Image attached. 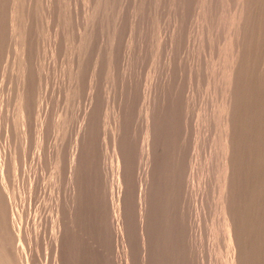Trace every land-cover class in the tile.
Returning <instances> with one entry per match:
<instances>
[{"label": "rangeland", "instance_id": "rangeland-1", "mask_svg": "<svg viewBox=\"0 0 264 264\" xmlns=\"http://www.w3.org/2000/svg\"><path fill=\"white\" fill-rule=\"evenodd\" d=\"M68 1L67 0H65V1L64 0H61V1H59V0H41V1L40 0H28V1L23 0L20 2H22V3L25 2V4L26 3L27 4L25 5L24 9L22 10L21 6L23 8L24 5L19 6V4H22V3L18 2V0H0V12H1V14L3 12V14L0 15V18H2V19H0V26L2 27V29L0 27V52H1L0 53V60H1L0 61V65H1L0 66V83H3L0 85V99H1L0 100V112H1L0 113V117H1V119H0V136L2 137V138L0 137V140H1L0 141V161H2L3 164H5L2 166V164L0 163V166H1L0 171H3L0 173V175H1L0 177L3 178V180H4V182H3V180L0 181V187H1L0 188V197L2 194H4L6 197L8 196L9 193H11V195H12V197H11L9 194L10 197H7V198H10L9 200H7V198L4 195L2 196L3 201H2V198H0V204L2 203V206H0V209H1V211L4 209L3 211H5V213L6 212L9 213V221L11 220L10 221L11 223L9 222V230L11 229V231H10L11 233L14 232L11 235L14 237V240H16V242L18 243V246H21V251L19 248V253L21 252L20 254H22L25 257L24 264H264V173H263L264 172V161H263L264 160V156H263L264 150L262 151V149H264V147H263L264 146L263 145L264 144V137H263L264 132L262 131V130H264V126L263 127L260 126V125H264L263 124L264 120L262 122H260L261 119H258L259 116L262 115V113L264 112L263 111V108H264L263 107L264 106V102H263L264 97L263 96H264V94H262V93H264V90H263L264 87L262 88V85L264 86V82H263L264 81V75H263L264 74V71H263L264 61L261 60V59H264V54H263L264 53V47L262 46V45H264V41H263V44L261 43V40L264 39V38H262L264 36V35H262V34H264V32H263L264 29L262 28V26L264 27V25H263L264 24V22H263L264 21V15H263L264 14V4H263L264 2L262 3L261 0H255V1H260L261 4L259 2L258 3L260 5L263 4V6H262L263 8L260 7V5H257V8L256 7L254 8V6H256L257 2H255V1L253 2L252 0H248V2L246 1L248 4L245 2V0H207V2H209V3H207L206 0H198V1L195 0V2L197 1V3L195 4V5H197L196 6L197 9H196L194 7L195 6L194 1H193V3H191L192 1L190 2V0H184V2H183V0H178V1L176 0L177 2L180 1L179 2L180 6H179L175 0H169L168 2L170 3V6H172V8L170 7L171 8L170 12H167V11H169V10H167L169 8V3L167 4L166 0H165V2L168 5V7L165 4L164 5L160 4V3L164 2V0H162V1L161 0H159V1L144 0V1H141V2H143L142 4L140 2L135 3L134 2L135 0H133V1L123 0L125 2L126 1L129 2V5H131V7L134 6V8H135L136 6H138V7H136L138 9H135L136 11L134 10V8L132 9L131 7H129V5H127L128 3L126 4L125 2H122V0H117L118 3L115 2L116 0H112V2L110 0H108V2H107V0H105L107 2V4L104 2V0H76V2H75V0H68ZM136 1H140V0H136ZM174 1L179 7L174 4ZM185 1H187V2H185ZM249 1H251V2H249ZM33 2H34V4H33ZM109 2L115 4V7H113L114 6L113 4H112L113 6L110 5L111 6L110 7ZM154 2L156 4H158L157 7H159L158 9L160 12L162 10H165V11L167 10L164 13L165 17L163 16L162 12H161L162 15L159 13V11L157 10V7L154 8L155 7ZM181 2L183 4L185 3L184 6L187 5L186 9L182 8L183 4ZM198 2H200V4H198ZM211 2L213 3V5H215L212 8H210L212 6ZM236 2H237V4H236ZM239 2L242 4H240ZM102 3H103V5H102ZM132 3H135V4H132ZM151 3H152V5H151ZM187 3H190V4H187ZM243 3H244V6L248 5L247 7L245 6L246 8H248V9L251 8V9L250 10L244 9L245 7L243 6ZM159 4L162 6H159ZM205 4L207 5V7ZM230 4H231L232 8H231ZM249 4L250 5L252 4L253 6L252 5L249 6ZM71 5H73V6H71ZM121 5H123V7ZM148 5L152 9V11H154L152 15L150 14V12L152 13V11H151V9H149ZM174 5L177 7H175ZM191 5H193V6H191ZM240 5H242V6H240ZM18 6L20 9L17 8ZM105 6H109V7H105ZM163 6H164V8H163ZM30 7H32V9ZM120 7L123 9V10L121 9V11H124V10L126 11V9H128V7L130 8L132 13H131V11H127V12L124 11L122 13L123 14L124 13L129 14L127 16V18L132 14L130 16L131 19H130V17H129V20L126 19V17H124V16H126L125 14L123 16H119L120 14H122L121 11H119ZM140 7H141V10L138 12ZM161 7H162V9H160ZM187 7H188L189 11L191 9H193V10L191 12H189L187 10ZM201 7L203 9H201ZM205 7H206V10H204ZM217 7H219V8H217ZM238 7H239V9H238ZM117 8L119 9L118 11L120 12V14L118 13ZM198 8H199L200 12H199ZM207 8L209 10L213 9L214 11L213 10L209 11ZM235 8H237V9H235ZM240 8H243L244 10L242 11V9H240ZM15 9H17V11ZM91 9H93V10H91ZM107 9H111V10L108 12ZM148 9L150 10V12H147L149 14H147L145 12V10H148ZM172 9L173 10L178 9V11L174 10L175 12H177V14H175L177 17L173 15L175 12L172 13L173 12ZM179 9H181V10L179 11ZM182 9H185L186 11L182 10ZM114 10H116L115 12H117L118 15H117V13L115 14V12H113ZM197 10L199 13L196 12ZM202 10H204V12H201ZM222 10H223V13H225V14H222ZM4 11L7 13L6 15H5ZM134 11L137 14H135ZM182 11H185L189 14V15H187V13H184L185 15L188 16V17L186 16V18L189 20V22L191 19L192 20L195 19L197 17L196 15H199L198 16V18L200 17L199 21H200V19L202 20L201 23H197L199 21H198V18H196L195 20H193L194 24L192 23V20H191V23L193 25L189 24L188 20L186 18H183V17H185V15L183 14ZM240 11H242L241 14H243L241 19H245V20H240V22H239V27L243 28V30H244V31H242V33L244 32L243 33V36H244L243 41L244 42L242 40H240V38H239V35L242 33H240V31H238V30H242V29H239L238 24H237V26L235 24V22L237 21V19L235 17L236 16L238 17L240 15L239 14ZM244 11H245V13H243ZM12 12H14V13H12ZM97 12H98V15L96 14ZM208 12H209V14H210V12H212L210 15H214L213 12H215L216 16L214 18H211L212 16L210 17L208 15ZM234 12H235V15H233ZM236 12H237V15H236ZM250 12H252V14H250ZM21 13L24 15H22ZM43 13H44V15H43ZM94 13H95V15H94ZM99 13H100V15H99ZM156 13H158V14H156ZM168 13H170V14L168 15ZM247 13H249L251 15V16L249 15L250 18L248 17ZM26 14H27V16H26ZM33 14H35V15H33ZM133 14H135V15H133ZM144 14H146L145 16L147 19H148V17H150L149 20L151 19V22L153 21V23L146 20L145 16L143 19L142 16ZM159 14L161 17L159 16V18H158ZM20 15H22V16H20ZM29 15H31V16H29ZM36 15H38V16H36ZM91 15H93V16H91ZM103 15H104V17H100ZM106 15H109V16L111 15L110 16L111 18L110 17L108 19H107V17L105 18ZM139 15H140V17H139ZM150 15L151 16L154 15L152 17L153 19L151 18ZM166 15H167V17H166ZM170 15H171V17H170ZM180 15H183V16L181 17ZM192 15L194 16V18H191V17H193ZM202 15H204L205 18H203L204 16L202 17ZM224 15L226 16V17H224L226 19L223 18ZM256 15L259 19L253 17V16L256 17ZM32 16H34V17H32ZM94 16H95V18H94L95 20H94V22H92ZM231 16L232 17L234 16L235 19L232 18ZM246 16H247V18H246ZM19 17H20V19H19ZM90 17H92V18H90ZM115 17L117 18L116 20L124 17V18H122V20H123V23L126 22V23H124L125 26L122 23V20H118L117 24H115L116 23L114 20ZM138 17H139V19H143L145 22L144 21L142 22V20H139ZM174 17H176V18H174ZM179 17H181V18L179 19ZM207 17H209L210 19ZM219 17H222V18H219ZM10 18H12L11 19L12 22H11ZM38 18H40V19H38ZM55 18H57V19H55ZM63 18L65 21L63 20ZM112 18H113L114 23L111 21ZM132 18L134 21L136 20V18L138 20L134 22V21H132ZM156 18L163 21V22H160V20H158V22H160L161 25L166 24V27L164 26V29L166 28V30L167 29L173 30L176 26H177L176 27L177 29H174L175 31L173 30V32H171V34H170V31H168V30H167V32H169V33H166V30H165V33L168 34V35H166L163 31L164 30L162 27L163 25L161 26L160 23L157 24ZM161 18H165L166 21H164L165 19H161ZM171 18H174L176 20V22H174L175 20H173ZM228 18H230V19H228ZM251 18L253 21H251ZM3 19H4V21H7V22H4ZM105 19L107 21L110 20L111 21L110 23H112L114 26L116 25L114 27L111 24L113 26L112 27L113 30L111 29V26L109 25L110 24L109 21L107 22ZM182 19H185L187 21V23L185 22V20H182ZM208 19L209 20L216 19V24L214 22V25L212 26L211 23L214 20H211L212 22H210V21H208ZM257 19L259 20V22H257ZM62 20H63V22H62ZM177 20H178V22H177ZM204 20L206 21V24H205ZM248 20H250L249 22H251V23L255 22V24L256 23L260 24V21H261L263 24L261 23L260 26L256 24V27L257 28L261 27L263 30L260 28L257 29L254 26V23L251 25H250V23L248 24ZM49 21L51 24L49 23ZM105 21L108 23L107 25L110 26L109 28L106 26ZM181 21H183L185 23L186 28L188 27L187 30H186V28H182V26L184 27V23L181 24ZM233 21H234V23H233ZM242 21H244L245 25L242 23ZM245 21H247V23H245ZM65 22H67V23H65ZM146 22H148L149 24L151 23L152 25L148 24L149 25V27H148ZM164 22H165V24H164ZM168 22H172L171 23L172 25L168 26V25H170V23H168ZM231 22L233 23L232 28L229 27ZM10 23H12V24H10ZM35 23H36V26H35ZM127 23H128V25H127ZM143 23H146L147 26H145V24H144L145 27H142V28L136 27V26H138V24L139 25L141 24L140 26H143ZM175 23H176V25H173ZM178 23H180V25ZM202 23H204L205 27L207 26V24H209V26L206 27V28H208V27L210 28V29H207L208 31H206V28L204 26L202 28L203 31L205 29V31H206V32L204 31L205 34H203L202 29L200 28L201 27L200 25ZM219 23H220V26L222 25V23H223V25L220 27ZM41 24H43V25L41 26ZM197 24H199V25H197ZM246 24H248V25H246ZM90 25H91V27H90ZM155 25H157L156 30H158L157 31L158 34L155 32L156 35L154 37L153 31H156V30H154V27H156ZM242 25H243V27H242ZM120 26H121V28H120ZM129 26H132V27L130 28ZM178 26L181 29H179ZM193 26L195 27L196 31H194L195 29ZM197 26H199V27H197ZM214 26L215 27L217 26V29H220L219 32L222 30L221 33L223 31L224 32L227 31V34L230 33L229 36L231 37L232 41L230 38H228L229 36L226 33L223 32L224 36H226V38H225L223 36V34L218 33L217 29L215 31ZM249 26L252 28V30L248 29V28H250ZM12 27H13V29H11ZM147 27L149 28L147 30L151 29L150 31H148L150 33L148 35L146 33L147 30L146 31L143 30L144 28L146 29ZM167 27H169L171 29H169ZM191 27H193V29ZM225 27H227V29L229 27L230 31L227 30ZM8 28H9V30H8ZM107 28L111 29L114 33L110 32L111 30H108ZM124 28L125 29H128V28L131 29V32H129V29L125 30ZM96 29L98 30V32L96 31ZM114 29H115V31H114ZM137 29H138V33H137ZM234 29H236V30L238 29L237 30L238 33L236 32L237 34L235 33L236 30H234ZM254 29H255V31H254ZM121 30H124L125 32L128 31L130 34L129 35L127 34V35L130 37H128L127 35L125 36L126 33L124 34L123 31L121 34V32H120ZM139 30H141V31H139ZM178 30L179 31L181 30L179 34H181L182 36L177 35L178 33L176 34V32ZM188 30H189V34L187 33ZM198 30H199V32H198ZM231 30H233V31H231ZM256 30H257V34L255 33ZM260 30H262L263 33ZM103 31H104V33H102ZM107 31H109V33ZM142 31L144 34L142 33ZM160 31L162 33V35H160L162 38L161 37L159 38V34H161ZM182 31L186 32L185 34H187V36L189 35V37L192 36V34L194 33L193 35H195V36L198 35L197 36L198 39H195L196 37L192 36L189 38L190 40H188L186 42V39L188 37L186 39H182L186 36V35H184V37H183L184 33ZM247 31L251 34V36ZM20 32H21V34H20ZM139 32L143 34L142 37L144 39L140 38L141 35L139 34ZM200 32H202V33H200ZM209 32L211 34L210 37H209ZM231 32L234 35H232ZM110 33H112V35H111L112 40L110 39ZM172 33H174V34L172 35ZM198 33H200V35ZM245 33H248V34H245ZM260 33H261V36H260ZM38 34H39V36H38ZM133 34H134V36H133ZM202 34L205 35V37ZM215 34L218 36H220V34H221V37H218ZM24 35L25 36L27 35V36L25 37ZM123 35L126 37V39ZM137 35L139 36L138 39L140 41L138 39H136ZM144 35H146V36L144 37ZM149 35H150V37H148ZM164 35L169 37V38L167 37L168 40H165L166 36H164ZM254 35H256L257 38L260 36L261 37V38H259L260 41L258 40L257 42L252 43V40H251V42H248L249 39H252V38L255 39L256 38V36H254ZM106 36H108V39H110V43H108L109 40L106 39L107 38ZM121 36H123V37L121 38ZM170 36L172 37V39ZM199 36H200V38H199ZM67 37H68V40H67ZM131 37H132V39H131ZM175 37H177V39H175ZM178 37H180V38H178ZM212 37H214V38H212ZM216 37L218 39L220 38L219 39L220 42L221 41L223 42L224 39H225V41L223 43L222 42L219 43V42H217L219 40ZM232 37H236L235 38L236 41H238V39L240 40L238 42L234 41V43L236 42L235 43L236 46L242 47L248 43L246 45L248 48V45L250 43L251 47L248 48V50L250 49L249 50L250 53L251 54L254 53V52H251V50L254 49V51H255V49H256V52H259L258 53L259 55L262 52V54H263V55L261 54L262 57L260 56L258 58L259 55L254 56V55H257L256 52L254 53V55H252V57L254 56L253 58L250 57V55H249L250 53L247 50L246 46L243 47V50H242V48H240V49L232 48L235 45L233 43V40H235V39ZM240 37H242V35H240ZM9 38H11V39H9ZM128 38L131 41V43H129L130 41L128 40ZM192 38H194V39H192ZM203 38H205L204 41H206V40H208V41L206 43H204V41L202 40ZM206 38H208V39H206ZM211 38H212V40L210 41ZM227 38L230 39V41H231V48H232L231 52L234 49V51L232 52L233 53L232 55H236V53L238 52L236 50H239V51L242 50V51L238 52V54L239 53H243V54L245 53V55L239 54L237 56L238 57L237 59H240V60H237L238 63L240 61H242V59H244L243 61L248 60L247 62H249V63L252 60V63H250V64L245 62L246 65H244L243 61L240 63H242L244 66H248V65L252 64L251 66L254 67L256 64L254 62H257V64H258V61H259V64H261L260 66H263V67L260 68L259 65H258L259 68L254 67L256 70H258L257 73L259 72V74H257L255 72L256 70L253 67L252 68L249 67L251 69V71L253 70V74H252L251 71H248V70H250L249 68L247 69V67H242L243 65L240 66V64L236 63L235 66H237V65L238 66H237V68L236 67H234V68L236 69L237 72L234 71V73L236 72V74H234L236 76H233V78L235 77V79H233L235 81L232 82V84H231L233 86V83H234V86H236V87L234 88V86H233V88H232V86H230V88L226 90V84H224V83H226V82H224V80H225L224 77H226V76H224V75H226V73H227L225 69H226L228 61H226V60L230 59L229 58L230 54H228V55L226 54V53H230V49H229L230 47H229V44L227 43V41L229 43H230V41ZM245 38H247L246 40H248V41H245ZM257 38H256V40H257ZM33 39H34V41H33ZM60 39H61V41H60ZM105 39L107 41H105ZM174 39L177 42L174 41ZM178 39L180 40V43L181 42L183 43V41L185 40L184 41V42H186L185 45L188 48L187 47L184 48L185 47L184 43H183V45H180V43H178L179 42ZM254 39H253V41H254ZM74 40H76V41H74ZM117 40H118V43H117ZM195 40L196 41L198 40V41L196 42ZM213 40L214 41L217 40V41L214 42ZM112 41H113V43H111ZM126 41H128V42H126ZM134 41H135V43H134ZM138 41H139V43H138ZM144 41H146L145 44L148 41V43L146 44L147 46H143ZM151 41H153L152 44H151ZM169 41H171V42H169ZM191 41L193 42L192 45L194 44L195 46L193 45V47H192L191 43H190L191 47H189V44L187 45V43L191 42ZM105 42L108 44H104ZM198 42H200V43L203 42V44H200ZM242 42H243V44H242ZM245 42H246V44H244ZM258 42L261 44H258ZM60 43H61V45H60ZM64 43H66V44H64ZM70 43H72L73 45ZM208 43H209V46H207ZM218 43H219V45L221 44V46H220L221 48H223V46H225V45L226 46L223 49H221L217 45ZM34 44H36V45H34ZM100 44H102V45H100ZM110 44H112V48L109 46ZM163 44L166 47L168 46L167 50H169V52H171V54L168 51H166V47L164 49ZM178 44L180 45L179 49L177 47ZM196 44L198 46L200 45L199 50H201L202 52L197 49L198 46ZM210 44L213 45V46H211L212 48L210 47ZM222 44H224V45H222ZM232 44H234V45L232 46ZM255 44H256V46H255ZM29 45H30V48L28 47ZM106 45H108L109 50L106 49ZM129 45H130V47H129ZM138 45H139V47H138ZM150 45H153L154 48H153V46H150ZM171 45H172V47H171ZM45 46H46V48H45ZM63 46L65 48H63ZM131 46H133V47H131ZM206 46H207V48L203 49ZM26 47H28L29 51L26 49ZM114 47H119V48L114 49ZM144 47H147V50H145V52L143 50ZM149 47L151 49L153 48V50H155V51L151 50ZM160 47H163L164 50L161 49ZM200 47H201V49H200ZM209 47L211 48L210 51H209ZM213 47L217 50L214 53H213V51H214ZM254 47H256V48H254ZM257 47H258V49L260 48L263 50H261V52H260V49H259V51H257ZM133 48L137 51H135ZM155 48H157V49H155ZM62 49H64V50H62ZM113 49L115 50V53L117 52L119 54V52H120L121 55L119 54L120 56H118V54L117 55L115 54V57L113 58V56H114V55L112 56V54L114 52ZM119 49H120V51H119ZM139 49H140L141 53L138 52ZM144 49H146V48H144ZM158 49H160V50H158ZM196 49H197V51H196ZM226 49H228L229 52ZM244 49L247 50L246 52H248V53H246ZM55 50H57L58 52L60 50V52L58 53ZM111 50H112V54H111ZM162 50L164 51L165 54L167 53L166 55H168V53H169L168 57H166L165 54H164L165 56H162L163 57L162 59H164L163 63L166 61V63H164V64L167 67H168L167 64L168 63L170 64L172 62V64H171L172 66L169 65V69L165 65H163L161 59L158 60V64L160 63V65H158L156 60L159 59V57H156L154 59L152 56L154 54V53H152V51L157 52L156 54H154V56L155 55L160 56V54L163 55V53H161V52H163ZM172 50H173V52H172ZM174 50H176V51H174ZM108 51H109V53H107ZM121 51H122V53H121ZM132 51L134 53H137V56H136V54L134 55ZM142 51L145 55L142 54ZM158 51H160V53ZM180 51H182V52H180ZM183 51L187 53V55H186V53L184 54L185 55L184 57L186 59L183 57V55H180V57L183 59H179L180 57H178L176 55L183 54ZM189 51L192 53V54H189L190 57L188 55V53H190ZM204 51H206V52H204ZM42 52H43V54H42ZM72 52H74V53L72 54ZM149 52L152 54H150ZM49 53H50V55H49ZM126 53H129L130 55L127 54L123 57V55ZM139 53L142 54L140 57H142V58L145 57V58H143V59L140 58ZM197 53H200L202 55V57ZM210 53L211 54L213 53L212 56L211 55L209 56ZM30 54L32 57L30 56ZM109 54H111V55H109ZM217 54H219V55H217ZM107 55L110 56V58H112L111 60L109 59L110 61L108 60ZM170 55H172V56H170ZM173 55L176 56V58H174ZM206 55H207V57H206ZM26 56H28V57H26ZM70 56H72V57H70ZM147 56L149 59H147ZM150 56H152L151 59H150ZM204 56H205V58H204ZM221 56H222V58H221ZM224 56L228 57V58H225ZM120 57L125 58V60L121 59ZM164 57H166V58H164ZM191 57H192V60L189 59ZM193 57L196 59V61ZM210 57H212V59L214 58V60H212ZM247 57H248V59H247ZM249 57H250V59H249ZM54 58H57V59H54ZM66 58H68V59H66ZM118 58H120L121 60H119ZM170 58L172 61H170ZM172 58L177 59V62L179 60L180 64H179V62L177 63ZM208 58H209V61L211 59L212 62L211 61L208 62ZM127 59L130 61H133V62L136 61L139 64H136L135 62L132 63L130 61H129L130 62V64H129ZM255 59H256V61H255ZM258 59H260V60H258ZM51 60H52V62H50ZM103 60H105V62ZM151 60L153 61V63L152 64L148 63V62H152ZM174 61H175V64L177 63V67H176V65L174 67V63H173ZM184 61L185 62L188 61L187 66H186L187 63L184 64L185 66L182 65L184 63ZM197 61H200V63H199L200 66H197L198 65ZM225 61H226V63H223ZM118 62H119V64H118ZM120 62L122 63V66L125 65L127 67V69L125 68V66L122 67ZM124 62H127V63H124ZM195 62H196V65L194 66L195 69L197 68L198 70H201L204 67L203 70H201L200 72H198L197 70H196L197 71L196 72L194 70L196 73H198L197 75L195 74L194 71L190 72L193 68L192 65L195 64ZM155 63L157 64L156 66L153 65ZM203 63H206V66H203ZM22 64L25 68L22 66ZM142 64H143V66H142L143 68L139 67ZM146 64H150L151 66L146 65ZM257 64H256V66H257ZM20 65H21V67H20ZM189 65H191V66H189ZM201 65L203 67H201ZM207 65H208V67H207ZM119 66H121V67L119 68ZM129 66L132 68L130 69ZM152 66L154 69H152ZM158 66H161V67H158ZM188 66H189V68H188ZM133 67H135L134 69H136V70H133ZM137 67L141 72L137 69ZM156 67H158V68L156 69ZM164 67H166V68H164ZM186 67L188 68V70ZM140 68H142V70ZM159 68H161V70L167 69L168 71H171V69H172V71H171L172 74L176 75L175 73H177V76H175V77L173 75L171 76L170 75L171 72H168L166 70H164V71L166 73H168L169 75L166 74L164 71L161 72V70H159ZM180 68H182L183 70L185 69L184 74H182L183 70H181ZM209 68H210L211 72H209L210 71ZM239 68H242L244 73H246V74L240 72V70H242V69H239ZM117 69H119L121 71L124 70L125 72L120 71V73H119V70H117ZM173 69H176L177 71H175ZM205 69H207V71L208 70L209 71L207 72ZM217 69H219V70H217ZM259 69L260 70L262 69L261 70L262 73H260L261 71H259ZM130 70H131V72H130ZM157 70H159V71H157ZM223 70L226 73L223 72ZM135 71H137V72L139 71V72L138 73L136 72L137 73L136 74ZM145 71H146V73H144ZM173 71H174V73H173ZM187 71L189 72V74L186 73ZM23 72L24 73L26 72V73L24 74ZM127 72L129 75L128 74L124 75ZM132 72H134L137 77ZM238 72H240V73H238ZM254 72L257 75H260L259 80L262 81L263 83L259 81V83H261V84H258V82H257L258 77L256 75H254L255 74ZM155 73H157V74H155ZM161 73L166 74L165 81L161 80L164 77H159L162 75ZM191 73H194L197 76V78H191L192 77ZM206 73H208L209 75L208 74L205 75V78H204L202 76V74H206ZM118 74L120 76H122V78H120V76ZM130 74L133 75V76H131L132 78L128 77V76H130ZM194 74H193V77H195ZM237 74L240 76H243V77L239 76L238 78H236L238 76ZM139 75H143L142 77L144 80L142 78H140ZM153 75L155 76L154 81L151 80V79H153ZM167 75H168V77H167ZM186 75L187 76L189 75L188 77H190L189 79H191V80L186 78ZM199 75L203 78V82L205 83L204 85H201L203 82L201 83L202 80L200 79L201 77ZM211 75H212V77H211ZM247 75L251 76V79ZM125 76H127L128 78H131V79H128ZM170 76L172 78H169ZM206 76H209V77L206 78ZM253 76H255V77H253ZM133 77H136V78H133ZM156 77L159 79L158 81H157ZM173 77L174 78L177 77V78L174 79ZM246 77H248V78H246ZM22 78H23V80H22ZM124 78H126V79H124ZM155 78H156V80H155ZM184 78H186V80ZM239 78H244L243 79L244 82L242 84H245L246 81L248 80L246 83L247 86L240 87V85H242V84H240L238 82H240V80H242V79L239 80ZM4 79L6 81H4ZM171 79H172L173 83L170 82ZM204 79H205V81H204ZM208 79L209 80L212 79V80L209 81ZM236 79H238V80H236ZM245 79H246V81H245ZM26 80H27V83H26ZM131 81H133V82L135 81L137 87L133 86L134 83L132 82L133 83L132 84ZM138 81H140L139 82L140 84L137 83ZM166 81L169 83H164ZM174 81H175V83L176 82L177 83L175 84ZM220 81H222V82H220ZM236 81H238V82H236ZM147 82H149L148 86H147L148 88H146V86H144V85H146ZM178 82H179V84H178ZM180 82H181V84H180ZM182 82H183V84H186V86L188 85L189 88L186 89L187 87H185V85H183ZM207 82L208 83L210 82V83L208 84ZM248 82H249V84H251L249 87L250 90L253 89V91H251V92L248 88V86H249ZM255 82L257 83V85ZM125 83L126 84L130 83L131 86H129L130 84H127L128 86H125L126 85ZM142 83H144V85H141ZM170 83L173 85V86H171L172 88L173 87L176 88L177 84H178V86H181V87H177L178 89H180L177 91L178 93L173 92V91H176L177 88L176 89L173 88L174 90H172V91L170 88H167L171 85ZM190 83L192 86H190ZM4 84H5V86L2 88V86ZM137 84L142 86V88H141L142 90L138 88L140 86H138ZM149 84L151 85V87H150L151 89L153 87L152 90L149 89ZM163 84L164 85L170 84V85L169 86L166 85L167 87H165L166 89H164ZM195 84H199L201 86H199V85L196 86ZM214 84L215 85L217 84V85L215 86ZM252 84H254V85H252ZM120 85H122L123 89L124 88L126 89V87H128V89H126V91L123 92V89ZM157 85H159L158 89L160 90V91H158V93L160 92L162 95L164 93L163 90L166 91L169 89L170 91L168 90L167 92H165L163 96L160 93H159L160 95L158 93L156 94V91H155L156 88L155 87H157ZM193 85H195V87ZM222 85H224L225 87ZM237 85H238V87H237ZM255 85H256V88H255ZM252 86H253V88H252ZM257 86H258V88L260 86L261 89L260 88L258 89ZM120 87H121V89H120ZM184 88H185V90L182 91ZM223 88H225V90ZM238 88H242V89H238ZM115 89H116V91H115ZM147 89L149 91H147ZM158 89H156V90H158ZM235 89H237V91H235ZM247 89L249 90L248 95H247V92H245ZM137 90L139 91L140 97H138L139 95L137 94L138 93ZM150 90L152 92H150ZM161 90H162V92H161ZM194 90L196 91L197 96L202 93L200 95V97L198 96L199 99L197 100V101L200 100L199 101L200 103L199 102L195 103L196 102V100H195L196 95H195ZM205 90H206L208 96H207V94L206 95L204 94V93H206ZM240 90H243V93L245 96H243V93L239 92ZM258 90H260V91H258ZM21 91H23V92H21ZM121 91L124 94H125V92H127V93L129 92L128 95L126 94L128 97L126 95L121 94ZM144 91L147 93L144 94L145 93ZM180 91H182V94H180ZM197 91L199 92L198 94H197ZM132 92H134V93H132ZM142 93H143L144 97H147L148 95L152 94V96H151L152 98H150V96H148V102H151V104L149 103L148 105L150 108L152 107V110H153V111L151 110L152 116L156 115L155 117L153 116L152 118H153V120H156V121L153 122V120H151L152 118H151L150 113L145 114V115H147L145 120H147L146 123L148 125V126H146V128L150 127L149 125L151 123L153 133H151V131H147V129L150 130L151 127H150V129L147 128L145 130L142 128V127H144V124H145V121H143V119H142V118H144L143 113H142L143 109L140 111L138 109V108H140V106L143 107L145 105L144 97L143 96H142L143 98L141 97ZM166 93L168 95L170 94L169 95L170 98ZM176 93H177V96L175 95ZM184 93H187V94H184ZM188 93H189V95H191V97L188 95ZM249 93H251L252 95H249ZM258 93H260V95ZM129 94H131V95L129 96ZM165 94H166V96H165ZM172 94H174V96L176 97V100H175V97L171 96ZM224 94H225V96H224ZM234 94L235 95L237 94L238 96H240L239 98H243V99L242 100H240L239 98L237 99L238 96H235ZM261 94L263 96H261ZM120 95H122V97ZM179 95H182V96H179ZM194 95H195V97H194ZM232 95H234V96H232ZM246 95H247V98H246ZM18 96H19V98L22 96L21 99H19L20 102L17 98ZM110 96H111V98H110ZM154 96H156V98H155L156 101H153ZM160 96L162 97L161 98L162 101H160V103H157V98H159ZM248 96L250 98H248ZM259 96H261L263 98H261ZM125 97H127V98L130 97L129 99H131V100L129 101V99H127ZM164 97H168V98H165V100L167 99V102H165L166 106H168V107H166V109H165V107H163V106H165V104H163L164 103L163 102ZM178 97H180L181 99ZM202 97H204V99L206 101L202 100L203 99ZM226 97L227 98L229 97V98L227 99ZM233 97H234V99H233ZM252 97H254L257 101L253 100ZM123 98H124V100L126 99V101H123ZM136 98H137V100H139L138 98H140V100L138 101V103L140 102L139 104H137L135 102V101H137ZM213 98H214V100H213ZM245 98L248 100H246ZM121 99H122L123 103H121L122 105H119L121 102ZM141 99H143L142 101H143L144 105L142 104ZM173 99L175 102L173 101ZM231 99H233L234 102ZM235 99H236V102H235ZM258 99H259V103H256V102H258ZM158 100H160V98ZM170 100H172V101L170 102ZM182 100L184 103L182 102ZM189 100H190V102H189ZM193 100H195V101H193ZM217 100H218V102H217ZM225 100L230 101V106L232 108L231 109L232 112L234 111V113L238 114L239 116H240V114H242L245 111V109L247 111L245 113L247 114L250 107H253L252 106V102H253L256 106L254 105L255 107L252 108L253 110L250 109L249 113H252V114L248 113V115H249L250 119L253 120V123L255 120L257 121L255 123H257L256 125H258L259 128L257 126H253L255 124L249 125L250 123L252 124V121H250L249 117H247V115L245 113H244V115L240 116V118L238 115L234 114L236 116V119H237L236 120V119H234L235 116L233 115V113L230 112L231 116L229 114L228 119L230 117H231V119H233V121L229 120V123L231 122L230 127L233 128L234 124L237 126V127L235 126L233 129H230V133L232 132V135H231L232 139H233V136L238 135L239 132H240L239 135L243 133L242 135H240L243 137L242 140H240L239 135H238L239 137L235 136L233 141H237V143L236 142L234 143L232 141L233 142L232 144H234V146H235L237 144H240L238 142H242L243 145H240V147H239L242 149L237 148L239 145H237L235 147V149H233L234 153H232V155L235 154L234 155L235 157L232 156V160H233V157L235 158V160L232 161L233 166H228L227 169H225L227 171L224 173L226 175L223 174L222 175L223 177H222L221 174L223 173V171L221 172V168H220V166H221L220 165L221 163L219 162L220 157L219 158L217 157L218 154H219L218 156H220V153H219L220 149L218 150V148H220V146L218 145L219 140H216V136H217V138H219V136H218L220 133L219 128L221 127V124H220L221 122H218V121H222V119L219 118V115H217L220 112L218 108L220 107V110H221L222 105L224 104ZM249 100L250 101L252 100V101L250 102ZM127 101L129 102L128 103L129 106H130V104H131V106L132 105H135V106H132V107L130 106L127 109H125L128 106L127 104H125ZM187 101H188V103H187ZM201 101H203L205 104H203V102H201ZM231 101H232V103H231ZM239 101L240 102L243 101L242 103H244V101H245L244 105L246 104L247 107L246 106L243 107V105L240 104ZM254 101H256V102H254ZM133 102L136 104H134ZM246 102H248V103H246ZM153 103H154V105H153ZM170 103H173V104H170ZM181 103L183 104L182 105L183 107H181ZM249 103H251V106L249 105ZM260 103H263V104L261 105ZM158 104H159V108L162 107L161 108V110L163 109L162 111L159 110V108L157 106ZM161 104H163V105H161ZM169 104L171 105L172 110L169 109L170 108ZM174 104L177 105L178 109H177L176 105L174 107V109H176V110L173 109ZM188 104H189V106H188ZM199 104H201V105H199ZM206 104H208V106H206ZM235 104H237V105H235ZM17 105H18V107H16ZM178 105L183 109L181 110V108ZM190 105L191 106L193 105V107H191ZM216 105H218L219 107ZM22 106H23V108H22ZM121 106H123V107H121ZM136 106H137V108H136ZM153 106H157V108L155 107V109H158V110H154ZM184 106L186 109L184 108ZM201 106L203 107L202 112L200 110ZM204 106L206 109L204 108ZM237 106H239V107L237 108ZM261 106L263 107L262 109H261ZM133 107H135L138 110L133 109ZM216 107H217V109H216ZM240 107H242L243 109ZM256 107H259L261 110L259 108L256 109ZM19 108H21V109L18 111V114H17V111L15 109L18 110ZM192 108H194L193 109L194 111L192 110ZM247 108H248V110H247ZM25 109H26V111H28V114L25 111ZM106 109H108V111H106ZM120 109H121V112H123V113L120 112ZM123 109H125V110H123ZM167 109L170 112L173 111L174 112L173 115L175 114V112L177 115H180L178 113H181L180 116L181 117L183 116L182 117L183 119L179 118L180 116L179 117L176 116L175 118L177 119V121H178V119L180 121L182 120L183 125L180 126L179 124L181 122L180 121L177 122L176 119H174V116L172 115V113L167 112ZM258 109H259V112H258ZM9 110H11V111L9 112ZM131 110L133 112L130 113ZM134 110L136 112V115H134L135 114ZM164 110H166V111H164ZM190 110L193 111L194 113L191 112ZM216 110H218L219 112ZM235 110H236V112H235ZM237 110L238 111L243 110V111H240V114H239V112ZM127 111H129V112L127 113ZM137 111L140 112V113L138 112V114H141L142 118H138V117H140V115L137 114ZM154 111H158V112L160 111V112H159V114H158V112H157V114H155L156 112H154ZM119 112L121 114H124L125 118L130 116V119H129L130 121L132 119V121L129 123L127 122V120H125L127 122L126 124H128L127 126H125V130L128 131L127 132V134H129L128 139H130V141H129L130 144H128L127 150H129V153H131V154L127 153L128 151H126V162H127V164H126V167H124V168H123L124 164L122 165V163H124V158H125L123 156L124 151H122L124 147L120 148L123 146V139L120 137L121 133L120 134L118 133L121 131V124L118 125V123L121 122V117H120L121 114ZM124 112H126L127 114L130 113L131 115L130 114L127 115ZM184 112L185 113L187 112V113L185 114ZM207 112H209V114ZM253 112L255 113V115L259 114L258 116L256 115V117H258V118L255 117ZM14 113H16V114H14ZM132 113H133V115H132ZM165 113H170L171 117L172 116L173 117L172 118L170 117V119H167L170 115L168 116V114H165ZM188 113H190V115H191V113L194 114V115H192V117L194 119L191 116H189ZM201 113H203L205 115L207 113L205 118H204L203 114H202L203 117L201 116ZM21 114H22V118L24 116L23 119L21 117H19V116H21ZM26 114L29 116H27ZM215 114H216L217 118H216V116H213ZM13 115H15L17 117L15 118V116H13ZM157 115H159V116H157ZM250 115H252V116H250ZM5 116H8L9 118L8 117L5 118ZM118 116L120 118L117 119L116 117H118ZM131 116H132V118H131ZM133 116H134V118H133ZM196 116L199 119L198 121H197V119H195ZM18 117H19V119H17ZM147 117H148V119H147ZM184 117H186V118H184ZM252 117H254V118H252ZM261 117H262V119H264L263 115ZM200 118L201 119L204 118L205 120H203V119L201 120ZM15 119H17V120H15ZM116 119L118 121L119 120L120 121L119 122L117 121V123H116L115 122ZM137 119H139V121H136ZM173 119H174V122L172 123ZM184 119H186V122L189 119L190 120H189V122H187V124H185L186 122ZM242 119H243V121H240ZM133 120L136 123H134ZM148 120L150 122L149 124H148ZM161 120L163 121V123ZM192 120L194 122H192ZM195 120L197 121L198 124L195 123ZM200 121L203 123L202 124L199 123ZM205 121H206V126L204 123ZM213 121H215V122L217 121V122L215 123ZM248 121H250L249 124H248ZM165 122H166V124L168 123L169 125L166 126V124H165V127H164L163 124ZM237 122L238 123L240 122L239 123L240 125H238ZM131 123L132 124L134 123V125H131ZM140 123L141 124L143 123V126L140 125ZM155 123H157V124H155ZM158 123H160V124L162 123V125H163V126H161L162 128L160 127V124L158 125ZM135 124H136V126H135ZM189 124H192V126L194 127L193 128L194 130L192 129V126L190 128ZM242 124H243V126H242ZM117 125L119 128L117 127ZM152 125L154 126V128ZM172 125H175V127L170 128ZM184 125H185V127H184ZM187 125H188V127H187ZM203 125L207 128L203 127ZM209 125H210V127H209ZM212 125H213V127H212ZM216 125H218V126H216ZM244 125H247L245 127L247 132L243 131ZM178 126L182 130L183 129L185 130L186 128L187 129L189 128V129L188 130L186 129L185 131L183 130L184 132H182V130H179V128L177 129ZM238 126L240 127V129H238L239 128ZM252 126H253V128H252ZM136 127L137 128L141 127L139 129L140 132L137 130ZM261 127H262L261 132H258V131H260ZM115 128H117V132H115L116 130L114 131ZM245 128H244V130H245ZM127 129H130V131ZM163 129H166V130L169 129V131L173 129L172 132H170L171 134H174V132H175L174 135L176 136V134L179 135L182 133L183 137H182V139H180V137L178 138V135H177V137H174L173 135H171L170 136L171 140H168L169 139V134H167L168 131H166V130L164 131ZM190 129H191V131H189ZM195 129H198L199 131L198 130L196 131ZM204 129H206L207 131ZM216 129L218 130L217 132H219V133L216 132ZM234 129L236 132H238L237 134L233 133V132H235ZM250 129H251V132L253 131L252 129H254V130L259 129V130H257L258 135H255V134H257V132H254V131L252 133L250 132L251 136L253 138L252 140H251V137H248V136H250V134H248ZM160 130L161 131L163 130L167 134L166 137H165V133L163 131L160 132ZM178 130H179V132H178ZM135 131H136V133L139 132L138 133L139 135L134 136ZM186 131L189 132L190 136H186L188 133ZM1 132H2V134H1ZM108 132H109V134H108ZM130 132H131V134H130ZM133 132H134V134H133ZM145 132H147L148 134H146ZM157 133H159V134H157ZM197 133L199 136L197 135ZM111 134H113V135H111ZM244 134L245 135L247 134V135L245 136ZM107 135H108V137H107ZM116 135H117V137H116ZM131 135H132V137H131ZM148 135H150V136H148ZM159 135H161V136L163 135V136L160 137ZM203 135L207 139H209V140L211 139V140L210 141L206 140V138H204ZM244 136L247 138V139H245L246 142H244ZM260 136H261V138H260ZM109 137L112 138L113 140L111 139L112 140L111 141ZM114 137H116V138L114 139ZM141 137H144L143 139H146L147 141L143 140ZM148 137H150V138L147 139ZM195 137H197V138H195ZM257 137H259L258 140H256ZM133 138H134V140H133ZM151 138H153V139H151ZM156 138H158V139H156ZM165 138H168V139H165ZM175 138H177L179 141H177ZM194 138L196 141H194ZM235 138H237V139H235ZM120 139H122V140H120ZM141 139L143 140V142H147L146 143L147 146L149 143V146L151 145L152 148L150 147L151 148L150 149L149 146L148 147L145 146L146 144H142L143 147L145 146L144 148L146 149V151L142 148L141 152L139 153V150L142 147L140 145L141 144L140 141L142 142ZM187 139H188V141H187ZM180 140H181V142H180ZM255 140L258 142L260 140V142H263V144H261L260 142H259L260 144L258 142L255 143ZM121 141H122V143H121ZM172 141H175V143L177 141L178 145H182L179 147H181V148L183 147L182 149H184V151H182V149H180V151L182 152L181 154L183 155V158L181 157L180 165L174 164L177 162V161H175L176 158L174 157L175 156L174 154L177 153L178 150H175L176 147L174 146L175 147L174 148L172 145V144L175 145V143H172ZM185 141H187V143H185ZM192 141H194V142H192ZM251 141H252V143H251ZM112 142L114 143V145ZM162 142H163V144H162ZM195 142L199 146H197L195 144ZM184 143H185V145H183ZM189 143H190V145H189ZM135 144H136V146H135ZM186 144H188V145H186ZM200 144H202V147H200L201 146ZM203 144L205 146L206 145L208 146V147L206 146V149L207 148L209 149V150L207 149V151L209 153H207L205 146ZM138 145H140L141 147H139ZM165 145L167 147H165ZM193 145H194V149L192 148ZM253 145H257V146L253 147ZM258 145H261V146H258ZM185 146H189V147H185ZM161 147L163 149L162 150L163 155H162V153L157 154L156 152H154L158 148L161 149ZM199 147H200V150H199ZM257 147H259V149ZM172 148L175 151V153H174V151H172ZM185 148L187 149V151ZM191 148H192V151H191ZM236 148L239 149L240 151H243V152L240 153L239 150L236 151ZM160 149H158V150H160ZM167 149H169V150H167ZM147 150H149V152ZM6 151H7V153H6ZM142 151L147 152L149 155L146 154V156H145L144 155L145 152H142ZM185 151L187 154L183 153ZM235 151H236V153H235ZM191 152H192V154H191ZM255 152H256V154H255ZM142 153L145 156V158H143L144 156H142V158H140L141 157L140 155H142ZM167 153H168V155H167ZM200 153L204 154V155L200 156L201 155ZM238 153H239V155H237ZM154 154H155V156H154ZM189 154H191V156ZM258 154H261V155H258ZM157 155H160V156H157ZM169 155H171L172 157ZM184 155H186V156L189 155L188 156L189 158L186 156L184 157ZM207 155H208V157H206ZM132 156H133V158H132ZM138 156L140 159L138 158ZM194 156L196 157V160L194 159L195 158ZM236 156L240 159H238ZM239 156H242L243 158L239 157ZM260 157H262V158H260ZM165 158H167V159H165ZM257 158H259L261 161ZM146 159H150L151 163L149 160L145 161ZM172 159H175V160H172ZM138 160H141V161H138ZM143 160H144V162H142ZM171 160H172V162H171ZM192 160H194L195 162ZM200 160L202 163L200 162ZM242 160H243V162H242ZM256 160H258L259 162ZM148 161H149V164L146 163ZM186 161H187V163H186ZM197 161H198V163H197ZM138 162L141 164L136 166L137 164H139ZM165 162H166V164H165ZM169 163L171 166L169 165ZM172 163L175 166L172 165ZM192 163H194L193 166H191ZM207 164L210 167H208ZM141 165H143V166H141ZM145 165H146V167H148L149 165L151 167L146 168ZM188 165H190V166H188ZM217 165H219V167ZM261 165H262V167H260ZM172 166L176 167V170L174 169V167L172 168ZM205 166H207V167H205ZM258 166H259V168H258ZM194 167L196 168V170ZM202 167H204V168L202 169ZM125 168H128L129 172ZM138 168H141L142 172L138 171V170H140ZM170 168H172V169L170 170ZM185 168L187 170H185ZM124 169L126 170V172H124L125 171ZM142 169H144V170H142ZM149 169H151V170H149ZM232 169H234V170H232ZM135 170H137V171H135ZM146 170L148 172H145ZM5 171H6V173H5ZM149 171L151 173L153 172L154 176H153V173H152V175H150ZM167 171L168 172L172 171V172L168 173ZM185 171H186V173H185ZM123 172L126 174V176L124 175ZM174 172H176V173H174ZM189 172H191V173H189ZM228 172H230V173L228 174ZM227 174L229 177L227 176ZM146 175H147V177H146ZM172 175L174 177H172ZM175 175H179L178 177L176 176V179H178V180L175 179ZM189 175H191V176H189ZM199 175H200V177H199ZM204 175L206 176V178ZM168 176H170L169 179H171V180L168 179ZM126 177H127V179H126ZM154 177L156 178V180L154 179ZM202 177L207 182H204V179ZM226 177H228V178H226ZM1 178H0V180H1ZM150 178H152V180ZM218 178L219 179H221V178L227 179L225 181L226 185L224 184V189L222 188V191L224 190L226 192L223 191L224 192V194H223V192L221 191L222 193H220V194H222V195L218 194V186H217L218 182H219ZM174 179L176 181H178V183H175L176 181L173 182ZM196 179H198V180L200 179V181H198ZM179 180H181V182ZM228 180H229V183L227 182ZM123 181H125V182H123ZM127 181H128V183H127ZM169 181H171L173 183H170ZM154 182H155V184H154ZM182 182H184V183L186 182L187 184H184ZM200 182H202V183H200ZM125 183H127L128 185L127 184L125 185ZM205 183H207V184L205 185ZM152 184H154L155 186L154 185L152 186ZM169 184H170V186H169ZM177 184H178V187L176 186ZM182 184L186 185V186H184V189H183ZM2 185L4 186L3 188H5L4 189L5 193L1 192ZM199 185H201V186H199ZM225 187H227L226 188L227 190L225 189ZM216 188H217V190H216ZM125 189H127V190H125ZM177 190H178V192H177ZM123 191L128 192V194L127 193L125 194V192H123ZM149 193H151V194L153 193V194L148 196ZM214 195L216 196V198ZM124 196L126 197V200H125ZM222 196H223L224 200H223ZM220 197H221V199H219ZM4 198H6V200H7V202H5L6 204H4V200H5ZM218 199H219V201H218ZM124 200H125V203L127 205L124 203ZM222 200H223V202H222ZM220 201H221V203H220ZM8 203H9V205H8ZM219 204H221L220 205L221 208H219L220 207ZM5 205H7V206H5ZM4 207L5 208L8 207V208H6L7 210ZM200 207H202V208H200ZM217 210H219V212ZM10 217L13 220L10 219ZM218 218H219V220H217ZM11 224H13V225H11ZM210 224H211V227H210ZM11 226H14V229ZM12 229H13V232H12ZM15 230L17 231L16 235H14ZM15 236L16 237L18 236V237L15 238ZM19 236H20V238H19ZM19 242H20V245H19Z\"/></svg>", "mask_w": 264, "mask_h": 264}, {"label": "bare ground", "instance_id": "bare-ground-1", "mask_svg": "<svg viewBox=\"0 0 264 264\" xmlns=\"http://www.w3.org/2000/svg\"><path fill=\"white\" fill-rule=\"evenodd\" d=\"M20 1H23V0H18V2H20ZM25 1H26V0H25ZM27 1H28V0H27ZM40 1H41V0H40ZM59 1H61V0H59ZM64 1H65V0H64ZM67 1H68V0H67ZM110 1L112 2V0H110ZM128 1H129V0H128ZM131 1H133V0H131ZM131 1H130V2H131ZM141 1H144V0H140V1H136V0H135L134 2H135V3H136V2H137V3L140 2V3L142 4L143 2H141ZM156 1H159V0H156ZM156 1H155V2H156ZM161 1H162V0H161ZM161 1H160V2H161ZM166 1H167V4H168V3H169V2H168L169 0H166ZM175 1H176V0H175ZM175 1H174V4H175V5L178 4V5L180 6V4H179L180 1L177 2V1H178V0H177V1H176L177 4L175 3ZM191 1H192V2H191ZM193 1H194V5H195V4L197 3L198 0H197L196 2H195V0H190L191 3H193ZM246 1L248 2V0H245V2H246ZM252 1L254 2L255 0H252ZM261 1H262V3L264 2L263 0H261ZM52 2H53V1H52ZM68 2H69V1H68ZM75 2H76V0H75ZM97 2H98V1H97ZM104 2L107 4L108 0H107V2L104 0ZM111 2H109V3H110L109 6H110V5H111V6L114 5L113 7H115V4H113V3H111ZM113 2H114V1H113ZM115 2H117V0H116ZM115 2H114V3H115ZM119 2H120V1H119ZM122 2H125V1L122 0ZM151 2H152V1H151ZM155 2H154V4H155V7H154V8H156L157 5H158V4H156L157 2H156V3H155ZM164 2H165V0H164ZM164 2H162V3H160V4H162V5H164V4L167 5L166 2H165V3H164ZM170 2H171V1H170ZM183 2H184V0H183ZM185 2H187V1H185ZM206 2H207V0H206ZM206 2H205V3H206ZM225 2H226V1H225ZM245 2H244V3H245ZM247 2H246V3H247ZM249 2H251V1H249ZM255 2H257V4L255 3L256 6H254V8H255V7L257 8V5H260L261 3H260V1H255ZM258 2H259L260 4H259ZM20 3H22V2H20ZM23 3H24V4H23ZM23 3H22V4H19V6H20V5H24L23 8H22V6H21V9H22V10L24 9L25 5L27 4V3L25 4V2H23ZM36 3H37V2H36ZM45 3H46V2H45ZM61 3H62V2H61ZM61 3H60V4H61ZM117 3H118V2H117ZM117 3H116V4H117ZM125 3H126V4L128 3L127 5H129V2L126 1ZM125 3H124V4H125ZM135 3H132V4H135ZM181 3H182V2H181ZM202 3H203V2H202ZM207 3H209V2H207ZM239 3H240V2H239ZM244 3H243V6H244ZM246 3H245V4H246ZM2 4H3V3H2ZM6 4H7V3H6ZM33 4H34V2H33ZM33 4H32V5H33ZM63 4H64V3H63ZM63 4H62V5H63ZM93 4H94V3H93ZM99 4H100V3H99ZM106 4H105V5H106ZM112 4H113V5H112ZM120 4H121V3H120ZM130 4H131V3H130ZM160 4H159V6H162V5H160ZM182 4H183V3H182ZM184 4H185V3H184ZM184 4L182 5V8H185V9H186V6H187V5L184 6ZM187 4H190V3H187ZM198 4H200V2H198ZM211 4H212V6H211L210 8H212L213 6H215V5H213L212 2H211ZM236 4H237V2H236ZM240 4H242V3H240ZM247 4H248V3H247ZM252 4H253V3H252ZM252 4H251V5H252ZM263 4H264V3H263ZM263 4L260 5V7H262ZM91 5H92V4H91ZM97 5H98V4H97ZM102 5H103V3H102ZM137 5H138V4H137ZM139 5H140V4H139ZM151 5H152V3H151ZM172 5H173V4H172ZM175 5H174V6H175ZM178 5H177V6H178ZM203 5H204V4H203ZM205 5H206V4H205ZM209 5H210V4H209ZM228 5H229V4H228ZM234 5H235V4H234ZM251 5L249 4V6H251ZM5 6H6V5H5ZM13 6H14V5H13ZM16 6H17V5H16ZM19 6H18L17 8H19ZM41 6H42V5H41ZM71 6H73V5H71ZM109 6H105V7H109ZM111 6H110V7H111ZM121 6L123 7V5H121ZM125 6H126V5H125ZM125 6H124V7H125ZM146 6H147V5H146ZM177 6H175V7H177ZM179 6H178V7H179ZM188 6H189V5H188ZM191 6H193V5H191ZM191 6H190V7H191ZM196 6H197V5H195L194 7L196 8ZM198 6H199V5H198ZM219 6H220V5H219ZM230 6H231V4H230ZM240 6H242V5H240ZM240 6H239V7H240ZM245 6H246V5H245ZM245 6H244V7H245ZM247 6H248V5H247ZM247 6H246V7H247ZM252 6H253V5H252ZM28 7H29V6H28ZM63 7H64V6H63ZM105 7H104V8H105ZM129 7H131V5H129ZM129 7H128V9H126V11H125V10H124V11H125V12H127V11H131ZM136 7H138V6H136ZM136 7L134 8V6H133V7H131V8H132V9L134 8V10H135V9H138V8H136ZM148 7H149V9H151L149 5H148ZM148 7H147V8H148ZM165 7H166V6H165ZM167 7H168V5H167ZM170 7L172 8V6H170V3H169V8L167 9V10H169V11L166 10L167 12H170V9H171ZM175 7H174V8H175ZM190 7H189V8H190ZM202 7H203V6H202ZM202 7H201V9H203ZM206 7H207V5H206ZM206 7H205L204 10H206ZM220 7H221V6H220ZM222 7H223V6H222ZM239 7H238V9H239ZM246 7H245L244 9H248V8H246ZM258 7H259V6H258ZM3 8H4V7H3ZM30 8L32 9V7H30ZM44 8H45V7H44ZM126 8H127V7H126ZM143 8H144V7H143ZM145 8H146V7H145ZM154 8H153V9H154ZM158 8H159V7H157V10L159 11ZM163 8H164V6H163ZM195 8H194V9H195ZM215 8H216V7H215ZM217 8H219V7H217ZM231 8H232V6H231ZM252 8H253V7H252ZM262 8H263V7H262ZM19 9H20V8H19ZM121 9H122L121 7H120V10L117 8V11H118V10L121 11ZM149 9H148V10H145V12H146V13H147V12H150ZM160 9H162V7H161ZM185 9H182V10H185ZM190 9H191V8H190ZM196 9H197V8H196ZM207 9H208V8H207ZM222 9H223V8H222ZM235 9H237V8H235ZM240 9H242V11L244 10L243 8H240ZM250 9H251V8H250ZM250 9H248V10H250ZM5 10H6V9H5ZM15 10L17 11V9H15ZM22 10H21V11H22ZM28 10H29V9H28ZM60 10H61V9H60ZM91 10H93V9H91ZM110 10H111V9H107L108 12H109ZM112 10H113V9H112ZM122 10H123V9H122ZM140 10H141V7H140V9L138 10V12H139ZM154 10H155V9H154ZM157 10H156V11H157ZM172 10H173V9H172ZM174 10H175V9H174ZM174 10H173L172 13H174L175 11H178V9L175 10V11H174ZM180 10H181V9H179V11H180ZM187 10H188V7H187ZM192 10H193V9H191L190 11L188 10V11L191 12ZM198 10H199V8H198ZM198 10H197L196 12H198ZM204 10H202L201 12H204ZM208 10H209V9H208ZM210 10L212 11L213 9H210ZM210 10H209V11H210ZM230 10H231V9H230ZM233 10H234V9H233ZM8 11H9V10H8ZM16 11H15V12H16ZM32 11H33V10H32ZM50 11H51V10H50ZM61 11H62V10H61ZM115 11H116V10H114L113 12H115ZM119 11H118V13L120 14ZM124 11H121V13L124 12ZM135 11H136V10H135ZM135 11H134V12H135ZM142 11H143V10H142ZM151 11H152V9H151ZM158 11H157V12H158ZM163 11H164V12H163ZM166 11H165V10H162V11H161V12L163 13V16H164V13H165ZM185 11H186V10H185ZM185 11H182L183 14H184V13H187V12H185ZM213 11H214V10H213ZM217 11H218V10H217ZM234 11H235V10H234ZM242 11H240V13H239L240 15H239L238 17H237V16L235 17V18L237 19V21L235 22L236 26H237V24H238V28H239V29H242V30H238V29H237L238 31H240V33H242V31H244L243 28H240V27H239V22H240V20H245V19H241V17L243 16V14H241ZM254 11H255V10H254ZM254 11H253V12H254ZM4 12H5V11H4ZM94 12H95V11H94ZM153 12H154V11H152V13L150 12V14L152 15ZM161 12L159 11V13L162 15ZM199 12H200V10H199ZM199 12H198V13H199ZM205 12H206V11H205ZM220 12H221V11H220ZM231 12H232V11H231ZM238 12H239V11H238ZM12 13H14V12H12ZM105 13H106V12H105ZM110 13H111V12H110ZM116 13H117V12H115V14H116ZM118 13H117V15H118ZM131 13H132V11H131ZM143 13H144V12H143ZM178 13H179V12H178ZM193 13H194V12H193ZM198 13H197V14H198ZM211 13H212V12H210V14H211ZM243 13H245V11H244ZM2 14H3V12H2ZM2 14H1V12H0V15H2ZM6 14H7V13L5 12V15H6ZM19 14H20V13H19ZM21 14H22V13H21ZM27 14H28V13H27ZM27 14H26V16H27ZM96 14L98 15V12H97ZM124 14L126 15V16H124V17H126V19H128V20H129V17L132 15V14H131V15L127 18V16H128L129 14H126V13H124ZM124 14L122 13V14H120L119 16H123ZM135 14H137V13L135 12ZM135 14H133V15H135ZM147 14H149V13H147ZM156 14H158V13H156ZM160 14L158 15V18H159V16H160ZM166 14H167V13H166ZM169 14H170V13H168V15H169ZM175 14H177V12H175L173 15L176 16ZM180 14H181V13H180ZM191 14H192V13H191ZM191 14H190V15H191ZM203 14H204V13H203ZM205 14H206V13H205ZM210 14H209V12H208V15H209L210 17L212 16L211 18H214V17L216 16V15H215V12H213L214 15H210ZM216 14H217V13H216ZM222 14H225V13H223V10H222ZM247 14H248V17L250 18V16H251L250 14H252V12H250V14H249V13H247ZM247 14H246V15H247ZM260 14H261V13H260ZM22 15H24V14H22ZM22 15H20V16H22ZM33 15H35V14H33ZM40 15H41V14H40ZM43 15H44V13H43ZM71 15H72V14H71ZM94 15H95V13H94ZM99 15H100V13H99ZM113 15H114V14H113ZM145 15H146V14H144V15L142 16L143 19H144V16H145ZM151 15H150V16H151ZM154 15H155V14H154ZM154 15H153V16H154ZM184 15H185V14H184ZM187 15H189V14L187 13ZM187 15H185V17H183V18H186ZM200 15H201V14H200ZM233 15H235V12L233 13ZM236 15H237V12H236ZM249 15H250V16H249ZM254 15H255V14H254ZM257 15H258V14H257ZM257 15H256V17H255V16H253V17H254V18H258ZM263 15H264V14H263ZM9 16H10V15H9ZM12 16H13V15H12ZM29 16H31V15H29ZM36 16H38V15H36ZM36 16H35V17H36ZM41 16H42V15H41ZM91 16H93V15H91ZM110 16H111V15H110ZM110 16H109V15H106L105 18L107 17V19H108ZM136 16H137V15H136ZM136 16H135V17H136ZM148 16H149V15H148ZM153 16H151V18H152ZM163 16H162V17H163ZM180 16L182 17L183 15H180ZM192 16H193V15H192ZM196 16H197L196 18H198L199 15H196ZM203 16H204V15H202V17H203ZM258 16H259V15H258ZM23 17H24V16H23ZM32 17H34V16H32ZM42 17H43V16H42ZM98 17H99V16H98ZM98 17H97V18H98ZM100 17H104V15H103V16H100ZM124 17H122V18H124ZM132 17H133V16H132ZM139 17H140V15H139ZM139 17H138V19H139ZM156 17H157V16H156ZM160 17H161V16H160ZM164 17H165V16H164ZM166 17H167V15H166ZM170 17H171V15H170ZM172 17H173V16H172ZM176 17H177V16H176ZM176 17H174V18H176ZM181 17H179V19H180ZM187 17H188V16H187ZM224 17H226V16L224 15L223 18H224ZM229 17H230V16H229ZM231 17H232V16H231ZM6 18H7V17H6ZM6 18H5V19H6ZM90 18H92V17H90ZM94 18H95V16L93 17V21H92V22H94V20H95ZM110 18H111V17H110ZM119 18H120V17H119ZM122 18H121V19H118V20H122ZM145 18H146V16H145ZM149 18H150V17H148V19L146 18V20H148V21L151 22V19L149 20ZM174 18H171V19L175 20ZM191 18H194V16L191 17ZM191 18H190V19H191ZM196 18H195V19H196ZM199 18H200V17H199ZM199 18H198V21H199ZM203 18H205V16H204ZM207 18H209V17H207ZM207 18H206V19H207ZM219 18H222V17H219ZM232 18H234V16H233ZM232 18H231V19H232ZM235 18H234V19H235ZM246 18H247V16H246ZM254 18H253V19H254ZM0 19H2V18H0ZM11 19H12V18H10V20H11ZM13 19H14V18H13ZM19 19H20V17H19ZM35 19H36V18H35ZM38 19H40V18H38ZM55 19H57V18H55ZM61 19H62V18H61ZM70 19H71V18H70ZM116 19H117V18L115 17V19H114L115 22H116L115 24H117V22H118V20H116ZM130 19H131V17H130ZM138 19L136 18L135 21H137ZM143 19H139V20H142V22H143V21H144ZM152 19H153V18H152ZM156 19H157V18H156ZM161 19H165V18H161ZM177 19H178V18H177ZM186 19H187V18H186ZM195 19H193V20H195ZM206 19H205V20H206ZM209 19H210V18H209ZM209 19H208V21H210V22H212L211 20H214V21L212 22L213 24L211 23L212 26L214 25V22H215V24H216V19H211V20H209ZM224 19H226V18H224ZM224 19H223V20H224ZM228 19H230V18H228ZM258 19H259V18H258ZM258 19H257V22H259ZM42 20H43V19H42ZM63 20H64V18H63ZM63 20H62V22H63ZM105 20H106V19H105ZM158 20H160V19H157V24L160 23V22H163L162 20H160V22H158ZM182 20H185V19H182ZM187 20H188V19H187ZM191 20H192V19H191ZM191 20H190V22H189V20H188L189 24H192V23L194 22V21L192 20V23H191ZM205 20H204V21H205ZM246 20H247V19H246ZM255 20H256V19H255ZM260 20H261V19H260ZM262 20H263V19H262ZM3 21H4V19H3ZM13 21H14V20H13ZM32 21H33V20H32ZM64 21H65V20H64ZM69 21H70V20H69ZM71 21H72V20H71ZM90 21H91V20H90ZM99 21H100V20H99ZM102 21H103V20H102ZM106 21H107V20H106ZM106 21H105V22H106ZM108 21H109V23H110L111 21L113 22V18H112L111 21H110V20H108ZM108 21H107V22H108ZM125 21H126V20H125ZM130 21H131V20H130ZM132 21H134L133 18H132ZM132 21H131V22H132ZM135 21H134V22H135ZM164 21H166V19H165ZM169 21H170V20H169ZM179 21H180V20H179ZM201 21H202V20L200 19V21L197 22V23H201ZM204 21H203V22H204ZM221 21H222V20H221ZM228 21H229V20H228ZM228 21H227V22H228ZM234 21H235V20H234ZM234 21H233V23H234ZM249 21H250V20H248V24L250 23V25H251V24L254 23V26H255V27H256V24L260 26V24L262 23V22L260 21V24H258V23L255 24V22H252V23H251V22H249ZM251 21H253L252 18H251ZM4 22H7V21H4ZM11 22H12V20H11ZM33 22H34V21H33ZM36 22H37V21H36ZM58 22H59V21H58ZM107 22H106V26H107L108 28L111 26V29H112V27H113L114 25H113L112 23H110V24H109L110 26H108V25H107V24H108ZM127 22H128V21H127ZM144 22H145V21H144ZM174 22H176V20H175ZM177 22H178V20H177ZM185 22L187 23L186 20H185ZM223 22H224V21H223ZM229 22H230V21H229ZM263 22H264V21H263ZM2 23H3V22H2ZM16 23H17V22H16ZM30 23H31V22H30ZM41 23H42V22H41ZM49 23H50V21H49ZM65 23H67V22H65ZM70 23H71V22H70ZM113 23H114V22H113ZM122 23H123V20H122ZM122 23H121V24H122ZM124 23H126V22H124ZM124 23H123V24H124ZM140 23H141V22H140ZM146 23H147V25L149 24L148 22H146ZM146 23H143V26H140L142 23H141L140 25L138 24V26H136V27H137V28H139V27H140V28L145 27V26H147ZM151 23H153V21H152ZM151 23H150V24H151ZM155 23H156V22H155ZM168 23H170V25H168V26H171V25H172V24H171L172 22H168ZM183 23H184V22L181 21V24H183ZM207 23H208V22H207ZM233 23H232V22L230 23V26H229L230 28L233 27ZM242 23L244 24V21H242ZM245 23H247V21H245ZM4 24H5V23H4ZM10 24H12V23H10ZM21 24H22V23H21ZM28 24H29V23H28ZM50 24H51V23H50ZM103 24H104V23H103ZM111 24H112L113 26H112ZM123 24H122V25H123ZM131 24H132V23H131ZM131 24H130V25H131ZM144 24H145V26H144ZM150 24H149V25H150ZM164 24H165V22H164ZM178 24L180 25V23H178ZM178 24H177V25H178ZM193 24H194V23H193ZM193 24H192V25H193ZM205 24H206V21H205ZM248 24H246V25H248ZM262 24H263V23H262ZM18 25H19V24H18ZM42 25H43V24H41V26H42ZM71 25H72V24H71ZM92 25H93V24H92ZM127 25H128V23H127ZM136 25H137V24H136ZM149 25H148V27H149ZM151 25H152V24H151ZM160 25H161V23H160ZM162 25H163V24H162ZM162 25H161V26H162ZM173 25H176V23L173 24ZM186 25H187V24H186ZM192 25H191V26H192ZM197 25H199V24H197ZM211 25H210V26H211ZM222 25H223V23H222ZM222 25H221V26H222ZM244 25H245V24H244ZM263 25H264V24H263ZM10 26H11V25H10ZM10 26H9V27H10ZM12 26H13V25H12ZM22 26H23V25H22ZM29 26H30V25H29ZM31 26H32V25H31ZM35 26H36V23H35ZM59 26H60V25H59ZM59 26H58V27H59ZM62 26H63V25H62ZM72 26H73V25H72ZM115 26H116V25H115ZM115 26H114V27H115ZM124 26H125V24H124ZM155 26H156V27H154V30L157 29V25H155ZM161 26H160V27H161ZM164 26L166 27V24L162 26L163 29H164ZM181 26H182V25H181ZM187 26H188V25H187ZM194 26H195V25H194ZM194 26H193V27H194ZM200 26H201V27H200L201 29L203 28V26L205 27L204 23H202ZM207 26H209V24H207ZM207 26H206V27H207ZM219 26H220V23H219ZM221 26H220V27H221ZM252 26H253V25H252ZM0 27H1V26H0ZM54 27H55V26H54ZM65 27H66V26H65ZM67 27H68V26H67ZM90 27H91V25H90ZM122 27H123V26H122ZM129 27L131 28L132 26H129ZM134 27H135V26H134ZM148 27H147L146 29L144 28L143 30L146 31L147 29H149ZM151 27H152V26H151ZM151 27H150V28H151ZM160 27H159V28H160ZM176 27H177V26H176ZM176 27H175L174 29H177ZM189 27H190V26H189ZM193 27H191V28L193 29ZM197 27H199V26H197ZM206 27H205V28H206ZM229 27H228V29H227V27H225V28H226L227 30H229V29H230ZM242 27H243V25H242ZM246 27H247V26H246ZM249 27H250V26H249ZM38 28H39V27H38ZM43 28H44V27H43ZM49 28H50V27H49ZM55 28H56V27H55ZM108 28H107V29H108ZM120 28H121V26H120ZM125 28H126V27H125ZM125 28H124V29H125ZM159 28H158V29H159ZM167 28H169V27H167ZM178 28L181 29L179 26H178ZM182 28H186L185 23H184V27L182 26ZM187 28H188V27H187ZM187 28H186V30H187ZM211 28H212V27H211ZM214 28H215V31H216L217 26H216V27L214 26ZM234 28H235V27H234ZM236 28H237V27H236ZM250 28H251V27H250ZM250 28H248V29H249V30H252V28H251V29H250ZM256 28H257V27H256ZM258 28H260V29L263 28V29H264L263 26H262V28H261V27H258ZM258 28H257V29H258ZM1 29H2V27H1ZM11 29H13V27H12ZM39 29H40V28H39ZM64 29H65V28H64ZM66 29H67V28H66ZM69 29H70V28H69ZM69 29H68V30H69ZM98 29H99V28H98ZM105 29H106V28H105ZM111 29H108V30H111ZM128 29H129V28H128ZM128 29H125V30H128ZM160 29H161V28H160ZM169 29H171V28H169ZM174 29H173V30H174ZM189 29H190V28H189ZM192 29H191V30H192ZM194 29H195V27H194ZM197 29H198V28H197ZM207 29H210V28H209V27L206 28V31H208ZM263 29H262V30H263ZM8 30H9V28H8ZM42 30H43V29H42ZM50 30H51V29H50ZM71 30H72V29H71ZM112 30H113V29H112ZM112 30H111L110 32H113ZM141 30H142V29H141ZM141 30H139V31H141ZM150 30H151V29H150ZM150 30H147V32H146L147 35L150 34V33L148 32V31H150ZM165 30H166V28L163 30L164 33H165ZM167 30H168V29H167ZM167 30H166V33H169V32H167ZM173 30H168V31H170V34H171V32H173ZM184 30H185V29H184ZM191 30H190V31H191ZM199 30H200V29H199ZM199 30H198V32H199ZM211 30H212V29H211ZM217 30H218V33H221V31H222V30H221V31L219 32L220 29H217ZM223 30H224V29H223ZM234 30H236V29H234ZM237 30L235 31V33H236V32L238 33ZM246 30H247V29H246ZM262 30H260V31L262 32ZM26 31H27V30H26ZM58 31H59V30H58ZM73 31H74V30H73ZM96 31L98 32L97 29H96ZM105 31H106V30H105ZM114 31H115V29H114ZM122 31H123L124 34L126 33V34H125V36H126L127 34H128V35L130 34L129 32H131V29H129V32H128V31L125 32L124 30H121V31H120L121 34H122ZM135 31H136V30H135ZM157 31H158V30L153 31V32H154V37H155V35H156L155 32L157 33ZM161 31H162V30H161ZM161 31H160V33H161ZM174 31H175V30H174ZM178 31H179V30H178ZM178 31L176 32V34L178 33L177 35L182 36L181 34H179L181 30H180L179 32H178ZM192 31H193V30H192ZM194 31H196V29H195ZM194 31H193V32H194ZM204 31H205V29H204ZM204 31H203V29H202L203 34H205ZM206 31H205V32H206ZM215 31H214V32H215ZM229 31H230V30H229ZM231 31H233V30H231ZM254 31H255V29H254ZM7 32H8V31H7ZM11 32H12V31H11ZM45 32H46V31H45ZM48 32H49V31H48ZM60 32H61V31H60ZM66 32H67V31H66ZM99 32H100V31H99ZM107 32L109 33V31H107ZM132 32H133V31H132ZM182 32L184 33V34H183V37H184V35H186V36H185L184 38H182V39H186V38L188 37V38L186 39V42H187L188 40H190V39H189L190 37L195 36V35H193L195 32H194V33L192 34V36H190V37H189V35L187 36V34H185L186 32H184V31H182ZM182 32H181V33H182ZM202 32H200V33H202ZM210 32H211V31H210ZM210 32H209V37L211 36ZM223 32H224V31H223ZM223 32H222L221 34H223ZM247 32H248V31H247ZM263 32H264V31H263ZM263 32H262V33H263ZM5 33H6V32H5ZM9 33H10V32H9ZM27 33H28V32H27ZM36 33H37V32H36ZM55 33H56V32H55ZM58 33H59V32H58ZM102 33H104V31H103ZM113 33H114V32H113ZM134 33H135V32H134ZM137 33H138V29H137ZM142 33H143V31H142ZM142 33L139 32V34L141 35L140 38L144 39V38L142 37V35H143L144 33H143V34H142ZM146 33H145V34H146ZM166 33H165V34H166ZM187 33L189 34V30L187 31ZM191 33H192V32H191ZM191 33H190V34H191ZM200 33H198V34L200 35ZM215 33H216V32H215ZM224 33L227 34V31H225ZM237 33H236V34H237ZM240 33H239V34H240ZM243 33H244V32H243ZM243 33L240 34V35H242L243 38L240 37V35H239V38H240V40H242V41H243V39H244ZM248 33H249V32H248ZM248 33H245V34H248ZM255 33L257 34V30H256ZM3 34H4V33H3ZM20 34H21V32H20ZM105 34H106V33H105ZM157 34H158V33H157ZM173 34H174V33H172V35H173ZM176 34H175V35H176ZM196 34H197V33H196ZM203 34H202V35H203ZM207 34H208V33H207ZM213 34H214V33H213ZM221 34H220V36H218V35H216V34H215V35L218 36V37H221ZM229 34H230V33H228L227 35L229 36ZM231 34H232V32H231ZM245 34H244V35H245ZM249 34H250V33H249ZM10 35H11V34H10ZM56 35H57V34H56ZM70 35H71V34H70ZM99 35H100V34H99ZM99 35H98V36H99ZM111 35H112V33H110V39H111V37H112ZM113 35H114V34H113ZM128 35H127V36H128ZM160 35H162V33L159 34V38L161 37ZM166 35H168V34H166ZM166 35H164V36H166ZM172 35H171V36H172ZM232 35H234V34H232ZM232 35H231V36H232ZM262 35H264V34H262ZM24 36H25V35H24ZM26 36H27V35H26ZM26 36H25V37H26ZM32 36H33V35H32ZM38 36H39V34H38ZM45 36H46V35H45ZM48 36H49V35H48ZM52 36H53V35H52ZM62 36H63V35H62ZM68 36H69V35H68ZM108 36H109V35H108ZM108 36H106V37H107L106 39H108ZM114 36H115V35H114ZM123 36H124V35H123ZM123 36H121V38H122ZM125 36H124V37H125ZM133 36H134V34H133ZM135 36H136V35H135ZM145 36H146V35H144V37H145ZM171 36H170V37H171ZM197 36H198V35H197ZM197 36H195L196 38H195V37H194V38H195V39H198ZM203 36L205 37V35H203ZM223 36H224V34H223ZM247 36H248V35H247ZM250 36H251V34H250ZM254 36H256V35H254ZM258 36H259V35H258ZM260 36H261V33H260ZM260 36H259L258 38H257V36H256L257 40H256V38L254 39V38L251 37L252 39H249V41L246 40V39L248 38V37H247V38H245V41L251 42V40H252V43H253V42H257V41L259 40V38H261ZM9 37H10V36H9ZM21 37H22V36H21ZM30 37H31V36H30ZM57 37H58V36H57ZM128 37H130V36H128ZM138 37H139V36L137 35V38H136V39H138ZM148 37H150V35H149ZM157 37H158V36H157ZM167 37H168V36H166V39H165V40H168ZM172 37H173V36H172ZM172 37H171V39H172ZM209 37H208V38H209ZM214 37H215V36H214ZM214 37H212V38H214ZM224 37L226 38V36H224ZM237 37H238V36H237ZM245 37H246V36H245ZM23 38H24V37H23ZM69 38H70V37H69ZM73 38H74V37H73ZM113 38H114V37H113ZM146 38H147V37H146ZM161 38H162V37H161ZM168 38H169V37H168ZM178 38H180V37H178ZM194 38H192V39H194ZM199 38H200V36H199ZM208 38H206V39H208ZM212 38L210 39V41L212 40ZM216 38H217V37H216ZM228 38L231 39L230 36H229ZM228 38H227V39H228ZM232 38L235 39L236 37H232ZM262 38H264V36H263ZM3 39H4V38H3ZM9 39H11V38H9ZM57 39H58V38H57ZM64 39H65V38H64ZM102 39H103V38H102ZM106 39H105V41H107ZM110 39H108V40H109L108 43H110ZM125 39H126V37H125ZM131 39H132V37H131ZM147 39H148V38H147ZM171 39H170V40H171ZM175 39H177V37H175ZM175 39H174V41H176ZM192 39H191V40H192ZM204 39H205V38H203L202 40L204 41ZM217 39H218V38H217ZM219 39H220V38H219ZM219 39H218V40H219ZM230 39H228V40L230 41ZM253 39H254V41H253ZM40 40H41V39H40ZM43 40H44V39H43ZM43 40H42V41H43ZM47 40H48V39H47ZM67 40H68V37H67ZM67 40H66V41H67ZM72 40H73V39H72ZM111 40H112V39H111ZM128 40H129V38H128ZM133 40H134V39H133ZM138 40H139V39H138ZM152 40H153V39H152ZM163 40H164V39H163ZM178 40H179V39H178ZM199 40H200V39H199ZM240 40L238 39V41H240ZM24 41H25V40H24ZM28 41H29V40H28ZM33 41H34V39H33ZM35 41H36V40H35ZM44 41H45V40H44ZM54 41H55V40H54ZM60 41H61V39H60ZM74 41H76V40H74ZM113 41H114V40H113ZM113 41H112L111 43H113ZM129 41H130V40H129ZM139 41H140V40H139ZM139 41H138V43H139ZM181 41H182V40H181ZM184 41H185V40H184ZM184 41H183V43H184V45H185L186 42H184ZM195 41H196V40H195ZM197 41H198V40H197ZM197 41H196V42H197ZM207 41H208V40L204 41V43H206ZM213 41H214V40H213ZM216 41H217V40H215L214 42H216ZM224 41H225V39H224ZM224 41H223V42H224ZM231 41H232V39H231ZM231 41H230V43L227 41V43L229 44V47H230V48H229V49H230V53H226L227 55L230 54V55H229V58H230V59H229V60H226V61H228L227 66L225 65V66H226V69H225V70H226L227 73L223 70V72L226 73V75H224V76H226V77H224L225 80H226V81L224 80V82H226V83H224V84H226V90L229 89L230 86H232V85H231L232 82L235 81V80H233V79H235V77L233 78V76H236V75H234V74H236L237 71H236V69H235L234 67L237 68L238 65L235 66V64L238 63L237 60H240V59H237V58H238L237 56H238L239 54H243V53H239V54H238V52L242 51V50H243V47L246 46V45L248 44V43L246 44V42H245L244 44H246V45H244V46H242V47H239V46H236V44H235V43L238 42V41H236V39L233 40V43H234V41H236V42L234 43L235 45L232 44V46L234 45V47H232V48H235V49H236V48H237V49L242 48V50H240V51H239V50H236V51H238V52L236 53V55H232V54H233L232 52L234 51V49H233V51L231 52V49H232V48H231ZM259 41H260V40H259ZM263 41H264V39L261 40V43H262V44H263ZM2 42H3V41H2ZM22 42H23V41H22ZM47 42H48V41H47ZM71 42H72V41H71ZM103 42H104V41H103ZM126 42H128V41H126ZM145 42H146V41H144L143 43L145 44ZM152 42H153V41H151V44H152ZM166 42H167V41H166ZM169 42H171V41H169ZM176 42H177V41H176ZM196 42H195V43H196ZM214 42H213V43H214ZM217 42L221 43L222 41L220 42V40H219V41H217ZM223 42H222V43H223ZM243 42H244V41H243ZM243 42H242V44H243ZM35 43H36V42H35ZM51 43H52V42H51ZM61 43H62V42H61ZM61 43H60V45H61ZM108 43L105 42L104 44H108ZM117 43H118V40H117ZM129 43H131V41H130ZM134 43H135V41H134ZM134 43H133V44H134ZM138 43H137V44H138ZM140 43H141V42H140ZM147 43H148V41H147ZM147 43H146V44H147ZM178 43H180V40H179ZM181 43H182V42H181ZM181 43H180V45H183V43H182V44H181ZM190 43H191V45H192L193 42L191 41V42H188V43H187V45L189 44V47H191ZM198 43H200V42H198ZM198 43H197V44H198ZM210 43H211V42H210ZM219 43H218L217 45L220 47L221 44L219 45ZM252 43H251V44H252ZM261 43L258 42V44H261ZM42 44H43V43H42ZM49 44H50V43H49ZM64 44H66V43H64ZM67 44H68V43H67ZM70 44H72V43H70ZM141 44H142V43H141ZM141 44H140V45H141ZM144 44H143V46H147L146 44H145V45H144ZM169 44H170V43H169ZM174 44H175V43H174ZM197 44H196V45H197ZM200 44H203V42L200 43ZM215 44H216V43H215ZM225 44H226V43H225ZM34 45H36V44H34ZM50 45H51V44H50ZM72 45H73V44H72ZM100 45H102V44H100ZM100 45H99V46H100ZM156 45H157V44H156ZM165 45H166V44H165ZM175 45H176V44H175ZM180 45L178 44V46H177L178 49H179V46H180ZM193 45H194V44H193ZM193 45H192V47H193ZM205 45H206V44H205ZM205 45H204V46H205ZM222 45H224V44H222ZM238 45H239V44H238ZM253 45H254V44H253ZM31 46H32V45H31ZM69 46H70V45H69ZM103 46H104V45H103ZM109 46L112 48V44H110ZM150 46H153V45H150ZM163 46H164V44H163ZM169 46H170V45H169ZM173 46H174V45H173ZM194 46H195V45H194ZM197 46H198V45H197ZM197 46H196V47H197ZM199 46H200V45H199ZM199 46H198V48H197L198 50H199ZM207 46H209V43H208ZM207 46L204 47L203 49L207 48ZM211 46H213V45L210 44V47H211ZM225 46H226V45H225ZM225 46H223V48H224ZM235 46H236V47H235ZM255 46H256V44H255ZM258 46H259V45H258ZM260 46H261V45H260ZM262 46L264 47V45H262ZM22 47H23V46H22ZM28 47L30 48V45H29ZM28 47H26L27 50H28ZM72 47H73V46H72ZM129 47H130V45H129ZM131 47H133V46H131ZM135 47H136V46H135ZM138 47H139V45H138ZM165 47H166V46H164V49H165ZM167 47H168V46H167ZM167 47H166V51L169 52V50H167ZM171 47H172V45H171ZM186 47H187V46L185 45L184 48H186ZM202 47H203V46H202ZM210 47H209V51H210L211 48H212V47H211V48H210ZM214 47H215V46H214ZM214 47H213V50H214L213 53L217 51ZM216 47H217V46H216ZM238 47H239V48H238ZM250 47H251V45H250V43H249L248 48H250ZM252 47H253V46H252ZM1 48H2V47H1ZM45 48H46V46H45ZM63 48H65V47L63 46ZM68 48H69V47H68ZM108 48H109L108 45H106V49H108ZM115 48L118 49L119 47H114V49H115ZM144 48H146V49H144ZM144 48H143V50H144V52H145V50H147V47H144ZM149 48H150V47H149ZM153 48H154V46H153ZM153 48H152V49L150 48V49L153 50ZM160 48L163 49V47H160ZM174 48H175V47H174ZM187 48H188V47H187ZM220 48H221V47H220ZM223 48H221V49H223ZM227 48H228V47H227ZM246 48H247V46H246ZM248 48H247V50H248ZM254 48H256V47H254ZM103 49H104V48H103ZM114 49H113V51H114L113 54H112V50H111V54H112V56L114 55L113 58L115 57V54H116V55L118 54L117 52L115 53V50H114ZM131 49H132V48H131ZM133 49H134V48H133ZM141 49H142V48H141ZM150 49H149V50H150ZM155 49H157V48H155ZM164 49H163V50H164ZM169 49H170V48H169ZM193 49H194V48H193ZM197 49H196V51H197ZM200 49H201V47H200ZM259 49H260V48H259ZM259 49H258V47H257V51H259ZM39 50H40V49H39ZM42 50H43V49H42ZM62 50H64V49H62ZM70 50H71V49H70ZM104 50H105V49H104ZM108 50H109V49H108ZM134 50H135V49H134ZM134 50H133V51H134ZM151 50H150V51H151ZM158 50H160V49H158ZM163 50H162V51H163ZM194 50H195V49H194ZM206 50H207V49H206ZM226 50H228V49H226ZM244 50H245V49H244ZM247 50H245V52H246ZM249 50H250V49H249ZM249 50H248V51H249ZM261 50H263V49H260V52H261ZM25 51H26V50H25ZM28 51H29V50H28ZM36 51H37V50H36ZM55 51H57V50H55ZM105 51H106V50H105ZM105 51H104V52H105ZM117 51H118V50H117ZM119 51H120V49H119ZM119 51H118V52H119ZM128 51H129V50H128ZM133 51H132V52H133ZM135 51H137V50H135ZM135 51H134V52H135ZM153 51H155V50H153ZM153 51H152V53H154V54L157 53V52H153ZM174 51H176V50H174ZM199 51H201V50H199ZM199 51H198V52H199ZM223 51H224V50H223ZM223 51H222V52H223ZM57 52H58V51H57ZM59 52H60V50H59ZM59 52H58V53H59ZM134 52H133V54H134V55L136 54V56H137V53H134ZM138 52L141 53L140 49H139ZM158 52L160 53V51H158ZM172 52H173V50H172ZM180 52H182V51H180ZM189 52H190V51H189ZM201 52H202V51H201ZM201 52H200V53H201ZM204 52H206V51H204ZM228 52H229V50H228ZM251 52H254V53H255V52H256V49H255V51H254V49H252ZM0 53H1V52H0ZM22 53H23V52H22ZM29 53H30V52H29ZM52 53H53V52H52ZM55 53H56V52H55ZM73 53H74V52H72V54H73ZM102 53H103V52H102ZM107 53H109V51H108ZM121 53H122V51H121ZM130 53H131V52H130ZM140 53H139V54H140ZM149 53H150V52H149ZM149 53H148V54H149ZM152 53H150V54H152ZM161 53H163V55L160 54L161 57H160V56H156V55L154 56V54L152 55L154 59H155L156 57H159V59L156 60V61H157V64H158V60H160V59L162 60V63H163V60H164V59H162V58H163L162 56H165V55L167 54V53L165 54L164 51L161 52ZM169 53L171 54V52H169ZM169 53H168V55H169ZM185 53H186V52L183 51V54H178V55H176V56L180 57V55H183V57H184V56H185V55H184ZM200 53H197V54H199V55L202 57V55H201ZM213 53H212V54H213ZM246 53H248V52H246ZM249 53H250V51H249ZM254 53H252V54L250 53V54H249L250 57H252V55H254ZM256 53H257V55H254V56H258V55H259V54H258L259 52H256ZM42 54H43V52H42ZM111 54H109V55H111ZM119 54H120V52H119ZM119 54H118V56L121 55V54H120V55H119ZM127 54L130 55L129 53H126V54L123 55V57H124L125 55H127ZM142 54H144L143 51H142ZM142 54H140L139 57H140ZM164 54H165V55H164ZM189 54H192V53L190 52V53H188V55H189ZM202 54H203V53H202ZM206 54H207V53H206ZM212 54L210 53L209 56H210V55L212 56ZM220 54H221V53H220ZM234 54H235V53H234ZM261 54H262V52L260 53V55L258 56V58H259L260 56L262 57V55H263L264 53H263L262 55H261ZM26 55H27V54H26ZM32 55H33V54H32ZM49 55H50V53H49ZM53 55H54V54H53ZM60 55H61V54H60ZM131 55H132V54H131ZM144 55H145V54H144ZM158 55H159V54H158ZM168 55H166V57H168ZM186 55H187V53H186ZM217 55H219V54H217ZM243 55H245V53H244ZM246 55H247V54H246ZM30 56H31V54H30ZM35 56H36V55H35ZM40 56H41V55H40ZM43 56H44V55H43ZM56 56H57V55H56ZM132 56H133V55H132ZM152 56H150V59L152 58ZM170 56H172V55H170ZM176 56L173 55L174 58H176ZM209 56H208V57H209ZM222 56H223V55H222ZM222 56H221V58H222ZM247 56H248V55H247ZM254 56H253V57H254ZM26 57H28V56H26ZM31 57H32V56H31ZM70 57H72V56H70ZM166 57H164V58H166ZM178 57H177V58H178ZM189 57H190V55H189ZM198 57H199V56H198ZM206 57H207V55H206ZM224 57H225V56H224ZM242 57H243V56H242ZM250 57H249V59H250ZM253 57H252V58H253ZM40 58H41V57H40ZM107 58H108V60H109V59H110V60L112 59V58H110V56H108V55H107ZM120 58H121V57H120ZM120 58H118V59H119V60H121V59L125 60V58H121V59H120ZM126 58H127V57H126ZM129 58H130V57H129ZM140 58H142V57H140ZM143 58H145V57H143ZM143 58H142V59H143ZM184 58H185V57H184ZM193 58H194V57H193ZM199 58H200V57H199ZM204 58H205V56H204ZM210 58L212 59V57H210ZM225 58H228V57H225ZM256 58H257V57H256ZM26 59H27V58H26ZM28 59H29V58H28ZM48 59H49V58H48ZM50 59H51V58H50ZM54 59H57V58H54ZM64 59H65V58H64ZM66 59H68V58H66ZM142 59H141V60H142ZM147 59H149L148 56H147ZM172 59H173V58H172ZM179 59H183V58L180 57ZM185 59H186V58H185ZM187 59H188V58H187ZM189 59L192 60V57L189 58ZM189 59H188V60H189ZM194 59H195V58H194ZM194 59H193V60H194ZM211 59H210V61L212 62V60H214V58H213L212 60H211ZM217 59H218V58H217ZM247 59H248V57H247ZM5 60H6V59H5ZM7 60H8V59H7ZM22 60H23V59H22ZM70 60H71V59H70ZM108 60H107V61H108ZM110 60H109V61H110ZM127 60H128V59H127ZM173 60H175V61L177 62V59H173ZM243 60H244V59H242V61H243ZM258 60H260V59H258ZM258 60H257V61H258ZM261 60L264 61V59H261ZM0 61H1V60H0ZM2 61H3V60H2ZM31 61H32V60H31ZM53 61H54V60H53ZM56 61H57V60H56ZM103 61L105 62V60H103ZM109 61H108V62H109ZM117 61H118V60H117ZM129 61H130V60H128V63H129V64H130V62H132V63L135 62L136 64H139V63H137L136 61H134V62H133V61H130V62H129ZM151 61H152V60H151ZM154 61H155V60H154ZM168 61H169V60H168ZM170 61H172L171 58H170ZM170 61H169V62H170ZM175 61L173 62V63H174V67H175V65H176V67H177V63L179 62V60H178V62H177L176 64H175ZM180 61H181V60H180ZM189 61H190V60H189ZM195 61H196V59H195ZM210 61H209V58H208V62H210ZM226 61L223 62V63H226ZM236 61H237V62H236ZM242 61H240V62H242ZM247 61H248V60L243 61V62H244V65H246L245 62H247ZM249 61H250V60H249ZM255 61H256V59H255ZM22 62H23V61H22ZM50 62H52V60H51ZM112 62H113V61H112ZM159 62H160V61H159ZM197 62H198V65H197V66H200V65H199L200 61H197ZM220 62H221V61H220ZM240 62H239L238 64H240V66H242L243 64L240 63ZM253 62H254V61H253ZM5 63H6V62H5ZM27 63H28V62H27ZM124 63H127V62H124ZM148 63L152 64L153 61H152V62H148ZM164 63H166V61H165ZM164 63H163V65H165ZM185 63H187V64H186V66H187V65H188V61H186V62L184 61V63H183L182 65H184ZM192 63H193V62H192ZM223 63H222V64H223ZM247 63H249V62H247ZM250 63H252V60L250 61ZM250 63H249V64H250ZM254 63L257 64V62H254ZM46 64H47V63H46ZM46 64H45V65H46ZM109 64H110V63H109ZM109 64H108V65H109ZM118 64H119V62H118ZM120 64H121V66H122V63H121V62H120ZM150 64H146V65H150ZM157 64L155 63V64H153V65L156 66ZM171 64H172V62H171L170 64H169V63L167 64L168 67H167L166 65H165V66L169 69V65H171ZM179 64H180V62H179ZM179 64H178V65H179ZM190 64H191V63H190ZM256 64H255V66H254L255 68L258 67V65H259V66L261 65V64H259V61H258L257 66H256ZM3 65H4V64H3ZM106 65H107V64H106ZM112 65H113V64H112ZM126 65H127V64H126ZM158 65H160V63H159ZM195 65H196V62H195V64L192 65L194 69L191 67L192 70L190 69V70H191V71L189 70L190 72H192V71H194V70H195V71L197 70L198 72H200L201 70H203V68H204L203 66H206V63H203V66L201 65V67H203L201 70H198L197 68L195 69V67H194ZM212 65H213V64H212ZM212 65H211V66H212ZM216 65H217V64H216ZM244 65H243L242 67H247V69H248L249 67H250V68L253 67V66H251L252 64H251V65H248V66H244ZM263 65H264V64H263ZM0 66H1V65H0ZM22 66H23V64H22ZM25 66H26V65H25ZM109 66H110V65H109ZM121 66H119V68H120ZM124 66H125V65H124ZM124 66H122V67H124ZM133 66H134V65H133ZM142 66H143V64L140 65L139 67H142ZM150 66H151V65H150ZM150 66H149V67H150ZM171 66H172V65H171ZM184 66H185V65H184ZM189 66H191V65H189ZM189 66H188V68H189ZM225 66H224V67H225ZM20 67H21V65H20ZM23 67H24V66H23ZM23 67H22V68H23ZM129 67H130V66H129ZM145 67H146V66H145ZM158 67H161V66H158ZM158 67H156V69H157ZM166 67H164V68H166ZM178 67H179V66H178ZM201 67H200V68H201ZM207 67H208V65H207ZM212 67H213V66H212ZM254 67H253V68H254ZM261 67H263V66H260V68H261ZM7 68H8V67H7ZM7 68H6V69H7ZM24 68H25V67H24ZM53 68H54V67H53ZM109 68H110V67H109ZM125 68L127 69L126 66H125ZM131 68H132V67H130V69H131ZM134 68H135V67H133V70H136V69H134ZM142 68H143V67H142ZM142 68H140V69L142 70ZM146 68H147V67H146ZM171 68H172V67H171ZM186 68H187V67H186ZM188 68H187V70H188ZM218 68H219V67H218ZM250 68H249V69H250ZM255 68H254V69H255ZM258 68H259V67H258ZM20 69H21V68H20ZM137 69H138V67H137ZM152 69H154L153 66H152ZM180 69L183 70L182 68H180ZM212 69H213V68H212ZM239 69H242V68H239ZM2 70H3V69H2ZM25 70H26V69H25ZM29 70H30V69H29ZM105 70H106V69H105ZM117 70H119V69H117ZM138 70H139V69H138ZM159 70H161V68H159ZM159 70H157V71H159ZM164 70L168 71L167 69H164ZM164 70H161V72H163ZM173 70L177 71L176 69H173ZM178 70H179V69H178ZM205 70L207 71V69H205ZM209 70H210V68H209ZM209 70H208V71H209ZM217 70H219V69H217ZM255 70H256V69H255ZM261 70H262V69H261ZM261 70L259 69V71H261ZM22 71H23V70H22ZM120 71H121V70H119V73H120ZM123 71H124V70H123ZM123 71H121V72H123ZM139 71H140V70H139ZM139 71H138V72H139ZM171 71H172V69H171ZM171 71H168V72H171ZM179 71H180V70H179ZM179 71H178V72H179ZM184 71H185V69L183 70V73H182V74H184ZM195 71H194V72H195ZM197 71H196V72H197ZM208 71H207V72H208ZM221 71H222V70H221ZM234 71H236V72L234 73ZM248 71H251V69L248 70ZM257 71H258V70H256L255 72L257 73ZM263 71H264V69H263ZM5 72H6V71H5ZM7 72H8V71H7ZM117 72H118V71H117ZM124 72H125V71H124ZM130 72H131V70H130ZM136 72H137V71H135V73H136ZM138 72H137V73H138ZM140 72H141V71H140ZM154 72H155V71H154ZM164 72H165V71H164ZM181 72H182V71H181ZM196 72H195V74L197 75L198 73H196ZM203 72H204V71H203ZM209 72H211V70H210ZM213 72H214V71H213ZM240 72L244 73L243 69L240 70ZM240 72H238V73H240ZM251 72H252V74H253V70H252ZM255 72H254V73H255ZM10 73H11V72H10ZM23 73H24V72H23ZM25 73H26V72H25ZM25 73H24V74H25ZM104 73H105V72H104ZM112 73H113V72H112ZM132 73H134V72H132ZM132 73H131V74H132ZM135 73H134V74H135ZM137 73H136V74H137ZM142 73H143V72H142ZM144 73H146V71H145ZM144 73H143V74H144ZM165 73H166V72H165ZM173 73H174V71H173ZM186 73L189 74L188 71H187ZM201 73H202V72H201ZM216 73H217V72H216ZM218 73H219V72H218ZM249 73H250V72H249ZM249 73H248V74H249ZM256 73H255L254 75H256V76L258 77V81H257V82H258V84H261V83H259V81H260V80H259L260 75H257V74H259V72H258L257 74H256ZM260 73H262V71H261ZM127 74H128V72H127L126 74H124V75H127ZM131 74H130V76H128V77L133 76V75H131ZM136 74H135V76H136ZM140 74H141V73H140ZM149 74H150V73H149ZM155 74H157V73H155ZM161 74H162V75L159 76V77H164V78H162L161 80H164V81H165L166 74H168V73H166V74L161 73ZM175 74H176V75H173L172 72H171L170 75H171V76L173 75V76L175 77V76H177V73H175ZM191 74H192V77H191V78H197V76H196L194 73H191ZM193 74L195 75V77H193ZM199 74H200V73H199ZM207 74H208V73H206V74H202V76L205 78V75H207ZM210 74H211V73H210ZM244 74H246V73H244ZM104 75H105V74H104ZM118 75H119V74H118ZM122 75H123V74H122ZM128 75H129V74H128ZM144 75H145V74H144ZM159 75H160V74H159ZM163 75H164V76H163ZM168 75H169V74H168ZM168 75H167V77H168ZM200 75H201V74H200ZM200 75H199V76H200ZM208 75H209V74H208ZM237 75H238V74H237ZM250 75H251V74H250ZM263 75H264V74H263ZM30 76H31V75H30ZM108 76H109V75H108ZM119 76H120V75H119ZM139 76H140V78L143 79V77H142L143 75H139ZM171 76H170L169 78H172ZM188 76H189V75H188ZM188 76L186 75V78L189 79L190 77H188ZM213 76H214V75H213ZM239 76H240V75H238L236 78H238ZM245 76H246V75H245ZM247 76L250 77V79H251V76H252V75H251V76L247 75ZM261 76H262V75H261ZM22 77H23V76H22ZM62 77H63V76H62ZM104 77H105V76H104ZM110 77H111V76H110ZM110 77H109V78H110ZM125 77L128 78L127 76H125ZM136 77H137V76H136ZM136 77H133V78H136ZM144 77H145V76H144ZM154 77H155V76L153 75V79H151L152 81H154ZM157 77H158V76H157ZM157 77H156V78H157ZM159 77H158V78H159ZM174 77H173V78H174ZM200 77H201V76H200ZM200 77H199V78H200ZM207 77H209V76H206V78H207ZM211 77H212V75H211ZM219 77H220V76H219ZM219 77H218V78H219ZM240 77H243V76H240ZM248 77H246V78H248ZM253 77H255V76H253ZM257 77H256V78H257ZM120 78H122V76H120ZM126 78H124V79H126ZM131 78H132V77H131ZM131 78H128V79H131ZM138 78H139V77H138ZM147 78H148V77H147ZM150 78H151V77H150ZM156 78H155V80H156ZM158 78H157V81L159 80ZM176 78H177V77H176ZM176 78H174V79H176ZM186 78H184V79L186 80ZM216 78H217V77H216ZM244 78H245V77H244ZM244 78H239V80H240V79L243 80ZM106 79H107V78H106ZM188 79H187V80H188ZM200 79L202 80V81L200 80L201 83H202V82H203V78L201 77ZM214 79H215V78H214ZM261 79H262V78H261ZM1 80H2V79H1ZM22 80H23V78H22ZM117 80H118V79H117ZM117 80H116V81H117ZM138 80H139V79H138ZM143 80H144V79H143ZM143 80H142V81H143ZM146 80H147V79H146ZM149 80H150V79H149ZM177 80H178V79H177ZM189 80H191V79H189ZM193 80H194V79H193ZM208 80H209V79H208ZM211 80H212V79H210L209 81H211ZM222 80H223V79H222ZM232 80H233V81H232ZM236 80H238V79H236ZM242 80H240V82H238V81H236V82L242 84V83L244 82V80H243V81H242ZM262 80H263V79H262ZM4 81H6V80L4 79ZM123 81H124V80H123ZM135 81H136V80H135ZM135 81H134V82L131 81V83H132V82L134 83V84L132 83L133 86H136ZM204 81H205V79H204ZM245 81H246V79H245ZM247 81H248V80H247ZM247 81H246V83H247ZM250 81H251V80H250ZM254 81H255V80H254ZM109 82H110V81H109ZM139 82H140V81H138L137 83H139ZM155 82H156V81H155ZM160 82H161V81H160ZM170 82L173 83L172 79H171ZM183 82H184V81H183ZM183 82H182V84H183ZM216 82H217V81H216ZM220 82H222V81H220ZM251 82H252V81H251ZM260 82H262V81H260ZM263 82H264V81H263ZM263 82H262V83H263ZM26 83H27V80H26ZM148 83H149V82H147L146 85H144V83H142L141 85H144V86H146V88H148V87H147V86H148ZM164 83H169V82L166 81V82H164ZM174 83H175V81H174ZM176 83H177V82H176ZM176 83H175V84H176ZM186 83H187V82H186ZM207 83H208V82H207ZM207 83H206V84H207ZM209 83H210V82H209ZM209 83H208V84H209ZM212 83H213V82H212ZM246 83L240 85V87H242V86H244V87L247 86ZM253 83H254V82H253ZM255 83H256V82H255ZM1 84H3V83H0V85H1ZM28 84H29V83H28ZM125 84H126V83H125ZM127 84H130V83H127ZM127 84H126L125 86H128ZM139 84H140V83H139ZM161 84H162V83H161ZM170 84H171V83H170ZM170 84H169V85H170ZM178 84H179V82H178ZM178 84H177V87H181V86H178ZM180 84H181V82H180ZM192 84H193V83H192ZM204 84H205V83L203 82L201 85H204ZM221 84H222V83H221ZM236 84H237V83H236ZM236 84H235V85H236ZM248 84H249V82H248ZM114 85H115V84H114ZM114 85H113V86H114ZM137 85H138V84H137ZM159 85H160V84H159ZM159 85H157V87H155V88L158 89V88H159ZM163 85H164V84H163ZM166 85H167V84H166ZM166 85H164V89H166L165 87L169 86V85H167V86H166ZM183 85H185V87H187L186 89L189 88L188 85H187V86H186V84H183ZM195 85L197 86V85H199V84H195ZM195 85H193V86L195 87ZM201 85H199V86H201ZM214 85H215V84H214ZM216 85H217V84H216ZM216 85H215V86H216ZM250 85H251V84H249L248 88L250 87ZM252 85H254V84H252ZM256 85H257V83H256ZM256 85H255V88H256ZM4 86H5V84L2 86V88H3ZM22 86H23V85H22ZM107 86H108V85H107ZM120 86L122 87V85H120ZM125 86H124V87H125ZM129 86H131V84H130ZM133 86H132V87H133ZM138 86H140V85H138ZM152 86H153V85H152ZM160 86H161V85H160ZM171 86H173V85L171 84L169 87H167V88H170L171 91L177 88V87H176V88L173 87V88H174V89H173ZM174 86H175V85H174ZM190 86H192L191 83H190ZM222 86H224V85H222ZM233 86H234V83H233ZM233 86H232V88H233ZM28 87H29V86H28ZM108 87H109V86H108ZM121 87H120V89H121ZM132 87H131V88H132ZM136 87H137V86H136ZM150 87H151V85L149 84V89H151ZM161 87H162V86H161ZM161 87H160V88H161ZM182 87H183V86H182ZM218 87H219V86H218ZM224 87H225V86H224ZM235 87H236V86H234V88H235ZM237 87H238V85H237ZM263 87H264V86L262 85V88H263ZM117 88H118V87H117ZM131 88H130V89H131ZM133 88H134V87H133ZM138 88L141 89L142 86H140V87H138ZM146 88H145V89H146ZM155 88H154V89H155ZM162 88H163V87H162ZM199 88H200V87H199ZM220 88H221V87H220ZM252 88H253V86H252ZM257 88H258V86H257ZM259 88H260V86H259ZM259 88H258V89H259ZM113 89H114V88H113ZM122 89H123V87H122ZM126 89H128V87H126ZM126 89L124 88V89H123V92L126 91ZM152 89H153V87H152ZM152 89H151V90H152ZM156 89H155V91H156V94H157L158 91H160V90H159V89L156 90ZM181 89H182V88H181ZM202 89H203V88H202ZM205 89H206V88H205ZM223 89L225 90V88H223ZM238 89H242V88H238ZM244 89H245V88H244ZM260 89H261V88H260ZM4 90H5V89H4ZM9 90H10V89H9ZM131 90H132V89H131ZM141 90H142V89H141ZM151 90H150V92H152ZM168 90H169V89H168ZM168 90H166V91L163 90V91H164V93H165V92H167ZM178 90H180V89L177 88V90H176V91H173V92L175 93V92H177ZM184 90H185V88H184L182 91H184ZM190 90H191V89H190ZM192 90H193V89H192ZM218 90H219V89H218ZM249 90H250V88H249ZM249 90L247 89V90L245 91V92H247V95H248ZM256 90H257V89H256ZM256 90H255V91H256ZM263 90H264V89H263ZM1 91H2V90H1ZM10 91H11V90H10ZM115 91H116V89H115ZM132 91H133V90H132ZM134 91H135V90H134ZM137 91H138V90H137ZM147 91H149V90L147 89ZM155 91H154V92H155ZM169 91H170V90H169ZM182 91H180V94H182ZM186 91H187V90H186ZM194 91H195V90H194ZM232 91H233V90H232ZM235 91H237V89H235ZM251 91H253V89H251L250 92H251ZM258 91H260V90H258ZM21 92H23V91H21ZM123 92L121 91V94H123V95H126V94L128 95V93H129V92H128V93L125 92V94H124ZM144 92H145V91H144ZM144 92H143V93H144ZM154 92H153V93H154ZM161 92H162V90H161ZM203 92H204V91H203ZM205 92H206V90H205ZM239 92H240V93H243V90H240ZM239 92H238V93H239ZM261 92H262V91H261ZM261 92H260V93H261ZM8 93H9V92H8ZM132 93H134V92H132ZM143 93H142L141 97H142V96L144 97ZM146 93H147V92H145L144 94H146ZM159 93H160V92H159ZM159 93H158V94H159ZM164 93H163V95H164ZM168 93H169V92H168ZM170 93H171V92H170ZM177 93H178V92H177ZM177 93L175 94L176 96H177ZM198 93H199V92L197 91V94H198ZM253 93H254V92H253ZM260 93H258V94L260 95ZM116 94H117V93H116ZM137 94L139 95L138 97H140L139 91H138ZM160 94H161V93H160ZM160 94H159V95H160ZM166 94H167V93H166ZM166 94H165V96H166ZM184 94H187V93H184ZM191 94H192V93H191ZM201 94H202V93H201ZM201 94H200V95H201ZM204 94L206 95L207 92L204 93ZM225 94H226V93H225ZM225 94H224V96H225ZM228 94H229V93H228ZM230 94H231V93H230ZM245 94H246V93H245ZM262 94H264V93H262ZM262 94H261V96H263ZM9 95H10V94H9ZM20 95H21V94H20ZM117 95H118V94H117ZM127 95H126V96H127ZM130 95H131V94H129V96H130ZM154 95H155V94H154ZM161 95H162V94H161ZM163 95H162V96H163ZM167 95H168V94H167ZM169 95H170V94H169ZM169 95H168V96H169ZM188 95H189V93H188ZM195 95H196V91H195ZM195 95H194V97H195ZM200 95H198V96L200 97ZM218 95H219V94H218ZM234 95H235V94H234ZM234 95H232V96H234ZM247 95H246V98H247ZM249 95H252V94L249 93ZM22 96H23V95H22ZM22 96H21V97H22ZM25 96H26V95H25ZM120 96L122 97V95H120ZM134 96H135V95H134ZM148 96H150V98H152V97H151L152 94H151V95H148ZM148 96H147V97H144V103H145V105L143 104V101H142L143 99H141L142 104H143L144 106H143V107L140 106V108H138L139 111L143 109V112H142V113H143L144 118H142V117H141L142 115H141V114H138L139 111H137V114L140 115V117H138V118H142L143 121H145L144 127H142L144 130L147 129V128L150 129V127H151V123H150L149 120H148V124L150 123V125H149L150 127H147V128H146V126H148V125H147V123H146L147 120H145V118H146L147 115H145V114H146V113H147V114L150 113L151 118H152L153 116H154V117L156 116V115H153V116H152V111H153V110H152V107L150 108L149 105H148L149 103L151 104V102H148ZM171 96L175 97L174 94H172ZM179 96H182V95H179ZM189 96L191 97V95H189ZM198 96L196 95V99H195L196 102H195V103H197V102L200 101V100L197 101V100L199 99ZM207 96H208V94H207ZM226 96H227V95H226ZM235 96H238V95L236 94ZM243 96H245L244 93H243ZM261 96H259V97H261ZM7 97H8V96H7ZM12 97H13V96H12ZM21 97L19 98V96H18V97H17L18 100L21 99ZM127 97H128V96H127ZM127 97H125V98H127ZM136 97H137V96H136ZM143 97H142V98H143ZM183 97H184V96H183ZM183 97H182V98H183ZM197 97H198V98H197ZM239 97H240V96H238L237 99H238ZM256 97H257V96H256ZM263 97H264V96H263ZM263 97H261V98H263ZM26 98H27V97H26ZM105 98H106V97H105ZM110 98H111V96H110ZM129 98H130V97H129ZM129 98H127V99H129ZM150 98H149V99H150ZM153 98H154V100H153V99H152V100H153V101H156V100H155L156 96H154ZM159 98H160V100H158ZM159 98H157V103H160V101H162V100H161L162 97L160 96ZM165 98H168V97H164V98H163V99H164V101H163L164 103H163V104H165V106H163V107H165V109H166V107H168V106H166V103H165V102H167V99L165 100ZM169 98H170V96H169ZM178 98H180V97H178ZM185 98H186V97H185ZM188 98H189V97H188ZM202 98H203L202 100L206 101V100L204 99V97H202ZM207 98H208V97H207ZM226 98H227V97H226ZM228 98H229V97H228ZM228 98H227V99H228ZM231 98H232V97H231ZM246 98H245V99H246ZM248 98H250V97L248 96ZM27 99H28V98H27ZM27 99H26V100H27ZM106 99H107V98H106ZM138 99L140 100V98H138ZM180 99H181V98H180ZM183 99H184V98H183ZM191 99H192V98H191ZM218 99H219V98H218ZM224 99H225V98H224ZM233 99H234V97H233ZM233 99H231V100L233 101ZM239 99L242 100L243 98H239ZM252 99H253V100H256L254 97H252ZM0 100H1V99H0ZM7 100H8V99H7ZM18 100H17V101H18ZM26 100H25V101H26ZM130 100H131V99H129V101H130ZM133 100H134V99H133ZM133 100H132V101H133ZM136 100H137V98H136ZM139 100H137V101L134 100V101H135L137 104H139V103H140V102L138 103ZM175 100H176V97H175ZM185 100H186V99H185ZM187 100H188V99H187ZM195 100H193V101H195ZM207 100H208V99H207ZM213 100H214V98H213ZM222 100H223V99H222ZM229 100H230V99H229ZM229 100H228V101L225 100V102L223 101V102H224L223 105L220 103V104L222 105L221 110H220V107H219L218 105H216V106L219 107L218 109H219V111H220V112H219L218 110H216V111L219 112V114H217V115H219V118L222 119V121H218V122H221V123H220V124H221V127L219 128V129H220V130H219L220 133L217 132L218 130L216 129V132L219 133V135H218L219 138H217V136H216V140H219V141H218V142H219L218 145L220 146V148H218V150L220 149V152H219V153H220V156H218V155H219V154H218L217 157H218V158L220 157V161H219V162H220L221 164H220V163H219V164L221 165V166H220V168H221V172L223 171V173L221 174V176L227 171V170H225V169H227L228 166H233L232 161L235 160V158H234V157H235V156H234L235 154L232 155V153H234V152H233V149H235V147H236L237 145H239L237 148H239L240 145H243L242 142H238V143H240V144H237V145H235V146H234V144H232L233 142H234V143H235V142L237 143V141H233V139H234L235 136L237 137V136L239 135L240 132H239V133L236 132V131H235L236 128H235V129H234L235 132H233V133H236V134L238 133V135H234V134H233L234 136H233V139H232V137H231L232 132L230 133V129H233L236 125L234 124V127H233V128L230 127V123H231V122L229 123V120H230V121H233V119H231V117L228 119V116H229L230 112H232V110H231L232 108H231V106H230V101H229ZM246 100H248V99H246ZM17 101H16V102H17ZM123 101H126V99L124 100V98H123ZM132 101H131V102H132ZM158 101H159V102H158ZM171 101H172V100H170V102H171ZM173 101H174V99H173ZM232 101H231V103H232ZM249 101H250V100H249ZM251 101H252V100H251ZM251 101H250V102H251ZM256 101H257V100H256ZM256 101H254V102H256ZM7 102H8V101H7ZM19 102H20V100H19ZM22 102H23V101H22ZM174 102H175V101H174ZM174 102H173V103H174ZM182 102H183V100H182ZM189 102H190V100H189ZM201 102H203V101H201ZM217 102H218V100H217ZM219 102H220V101H219ZM233 102H234V101H233ZM235 102H236V99H235ZM239 102H240V101H239ZM242 102H243V101H242ZM242 102H240V104H242L243 107L246 106V104L244 105L245 101H244V103H242ZM260 102H261V101H260ZM263 102H264V101H263ZM17 103H18V102H17ZM121 103H123V102H122V99H121V102H120L119 105H122ZM124 103H125V102H124ZM128 103H129V102L127 101L125 104L128 105ZM133 103H134V102H133ZM136 103H134V104H136ZM157 103H156V104H157ZM168 103H169V102H168ZM173 103H170V104H173ZM177 103H178V102H177ZM183 103H184V102H183ZM187 103H188V101H187ZM187 103H186V104H187ZM192 103H193V102H192ZM199 103H200V102H199ZM206 103H207V102H206ZM214 103H215V102H214ZM246 103H248V102H246ZM256 103H259V99H258V102H256ZM110 104H111V103H110ZM115 104H116V103H115ZM163 104H161V105H163ZM170 104H169V105H170ZM201 104H202V103H201ZM201 104H199V105H201ZM203 104H205V103L203 102ZM208 104H209V103H208ZM208 104H206V106H208ZM220 104H219V105H220ZM240 104H239V105H240ZM260 104L262 105L263 103H260ZM260 104H259V105H260ZM21 105H22V104H21ZM153 105H154V103H153ZM167 105H168V104H167ZM175 105H176V104H174L173 109H174ZM182 105H183V104L181 103V107H183ZM194 105H195V104H194ZM196 105H197V104H196ZM199 105H198V106H199ZM235 105H237V104H235ZM249 105L251 106V103H249ZM254 105H255V104L252 102V106H253V107L256 106V105H255V106H254ZM11 106H12V105H11ZM19 106H20V105H19ZM111 106H112V105H111ZM115 106H116V105H115ZM130 106H131V104H130ZM130 106L128 105L125 109H127V108L130 107ZM132 106H135V105H132ZM132 106H131V107H132ZM138 106H139V105H138ZM157 106H158V108H159V104H158ZM157 106H153V107H154V110H158V109H155V107L157 108ZM178 106H179V105H178ZM188 106H189V104H188ZM190 106H191V105H190ZM213 106H214V105H213ZM5 107H6V106H5ZM16 107H18V105H17ZM121 107H123V106H121ZM121 107H120V108H121ZM124 107H125V106H124ZM141 107H142V108H141ZM160 107H161V106H160ZM176 107H177V105H176ZM179 107H180V106H179ZM181 107H180V108H181ZM191 107H193V105H192ZM232 107H233V106H232ZM238 107H239V106H237V108H238ZM246 107H247V106H246ZM248 107H249V106H248ZM253 107H250V109L253 110V109H252ZM259 107H260V106H259ZM259 107H256V109L259 108ZM263 107H264V106H263ZM263 107L261 106V109H262ZM22 108H23V106H22ZM114 108H115V107H114ZM118 108H119V107H118ZM136 108H137V106H136ZM136 108L133 107V109H136ZM161 108H162V107H161ZM161 108H159L160 111L163 110V109L161 110ZM184 108H185V106H184ZM196 108H197V107H196ZM199 108H200V107H199ZM204 108H205V106H204ZM240 108H242V107H240ZM20 109H21V108H19L18 110L15 109V110L17 111V114H18V111H19ZM26 109H27V108H26ZM26 109H25V111H26ZM125 109H123V110H125ZM138 109H136V110H138ZM169 109L172 110L171 105H170V108H169ZM177 109H178V107H177ZM182 109H183V108H181V110H182ZM185 109H186V108H185ZM190 109H191V108H190ZM193 109H194V108H192V110H193ZM202 109H203V107L201 106V109H200L201 112H202ZM205 109H206V108H205ZM211 109H212V108H211ZM216 109H217V107H216ZM242 109H243V108H242ZM250 109H249V111H250ZM259 109H260V108H259ZM259 109H258V112H259ZM261 109H260V110H261ZM129 110H130V109H129ZM151 110H152V111H151ZM174 110H176V109H174ZM195 110H196V109H195ZM198 110H199V109H198ZM207 110H208V109H207ZM233 110H234V109H233ZM247 110H248V108H247ZM7 111H8V110H7ZM10 111H11V110H9V112H10ZM23 111H24V110H23ZM106 111H108V109H106ZM160 111H159V112H160ZM164 111H166V110H164ZM190 111H191V110H190ZM193 111H194V110H193ZM193 111H191V112H193ZM214 111H215V110H214ZM237 111H238V110H237ZM240 111H243V110H239V111H238L239 114H240ZM249 111H248V113H249ZM256 111H257V110H256ZM263 111H264V108H263ZM26 112H27V114H28V111H26ZM120 112H121V109H120ZM120 112H119V113H120ZM128 112H129V111H127V113H128ZM131 112H133V111L131 110L130 113H131ZM154 112H156L155 114H157L158 111H154ZM159 112H158V114H159ZM167 112H170V111L167 109ZM179 112H180V111H179ZM187 112H188V111H187ZM187 112H186V113H187ZM195 112H196V111H195ZM197 112H198V111H197ZM199 112H200V111H199ZM235 112H236V110H235ZM245 112H247L246 109H245V111H244L242 114H240V116L244 115ZM0 113H1V112H0ZM19 113H20V112H19ZM121 113H123V112H121ZM121 113H120V114H121ZM124 113L127 114L126 112H124ZM130 113H129V114H130ZM134 113H135L134 115H136L135 110H134ZM139 113H140V112H139ZM170 113H172V115H173L174 112L172 111V112H170ZM170 113H165V114H168V116H169ZM184 113H185V112H184ZM184 113H183V114H184ZM186 113H185V114H186ZM193 113H194V112H193ZM207 113L209 114V112H207ZM207 113H206V115H207ZM214 113H215V112H214ZM232 113H233V115L235 114L234 111H233ZM248 113H247V114L245 113V114L247 115V117H249ZM263 113H264V112H263ZM263 113H262V115H263V118H264V114H263ZM5 114H6V113H5ZM14 114H16V113H14ZM27 114H26V115H27ZM129 114H127V115H129ZM162 114H163V113H162ZM178 114L181 115V113H178ZM195 114H196V113H195ZM202 114H203V113H201V116L203 117V115H204V118H205L206 115H205V114L202 115ZM249 114H252V113H249ZM253 114L255 115L254 112H253ZM130 115H131V114H130ZM132 115H133V113H132ZM180 115H177L176 112H175V114L173 115V116H174V119H176V118H175L176 116L179 117ZM188 115L192 117V115H194V114L191 113V115H190V113H188ZM211 115H212V114H211ZM235 115H238V114H235ZM235 115H234V116H235ZM254 115H253V116H254ZM256 115H257V114H256ZM256 115H255V117H256ZM258 115H259V114H258ZM258 115H257V116H258ZM262 115H260L259 118L256 117V118H258V119H261L260 122H262V121L264 120V119H262V117H261ZM13 116H15V115H13ZM18 116H19V115H18ZM27 116H29V115H27ZM106 116H107V115H106ZM157 116H159V115H157ZM173 116H172V117H173ZM201 116H200V117H201ZM213 116H216V114L213 115ZM230 116H231V114H230ZM234 116H233V117H234ZM238 116H239V115H238ZM240 116H239V118H240ZM250 116H252V115H250ZM6 117H8V116H5V118H6ZM16 117H17V116H15V118H16ZM19 117L22 118V114H21V116H19ZM19 117H18L17 119H19ZM120 117H121V122L118 123V125L121 124V131L118 132V133H119V134H120V133L122 134V135L120 134V137L123 139V146L120 147V148H123V147H124L123 150L121 149L122 151H124V152H123V156L125 157V158H124V163H122V165L124 164V165H123V168H124V167H126V164H127V162H126V151H128L127 153H129V150H127V148H128V144H130V143H129L130 139H128V135H129V134H127L128 131L125 130V126H127L128 124H126V123H127V122H128V123L131 122L132 119H131V121L129 120V119H130V116L127 117L128 119L125 118V115H124V114H121ZM120 117L118 116V117H116V118L118 119V118H120ZM136 117H137V116H136ZM149 117H150V116H149ZM170 117H171V115H170L167 119H170ZM172 117H171V118H172ZM182 117H183V116H182ZM182 117L180 116L179 118L183 119ZM198 117H199V116H198ZM207 117H208V116H207ZM260 117H261V118H260ZM2 118H3V117H2ZM8 118H9V117H8ZM21 118H20V119H21ZM23 118H24V116H23ZM23 118H22V119H23ZM27 118H28V117H27ZM131 118H132V116H131ZM133 118H134V116H133ZM156 118H157V117H156ZM184 118H186V117H184ZM192 118H193V117H192ZM204 118H202V119L205 120ZM216 118H217V116H216ZM242 118H243V117H242ZM252 118H254V117H252ZM256 118H255V119H256ZM0 119H1V117H0ZM17 119H15V120H17ZM117 119L115 120L116 123H117V121H118ZM147 119H148V117H147ZM149 119H150V118H149ZM161 119H162V118H161ZM174 119H173L172 123L174 122ZM193 119H194V118H193ZM195 119H197V121L199 120V119L197 118V116L195 117ZM200 119H201V118H200ZM202 119H201V120H202ZM206 119H207V118H206ZM234 119H236V116L234 117ZM244 119H245V118H244ZM249 119H250V117H249ZM249 119H248V120H249ZM258 119H257V120H258ZM8 120H9V119H8ZM125 120H127V122H126ZM151 120H153V118H152ZM151 120H150V121H151ZM184 120H185V122H186V119H184ZM189 120H190V119H189ZM189 120H188L187 122H189ZM236 120H237V119H236ZM236 120H235V121H236ZM107 121H108V120H107ZM119 121H120V120H119ZM119 121H118V122H119ZM136 121H139V119H137ZM141 121H142V120H141ZM154 121H156V120H153V122H154ZM161 121H162V120H161ZM161 121H160V122H161ZM176 121H177V119H176ZM178 121H180V120L178 119ZM178 121H177V122H178ZM197 121L195 120V123H197ZM238 121H239V120H238ZM240 121H243V119L240 120ZM245 121H246V120H245ZM250 121H252V124L250 123ZM250 121H248V124L250 123L249 125H253V124H255V125H253V126H257V127H258V125H256L257 123H255V122H257L256 120L254 121V123H253V120L250 119ZM7 122H8V121H7ZM16 122H17V121H16ZM133 122H134V120H133ZM180 122H181V123H180L179 125H180V126L183 125L182 120H181ZM187 122H186L185 124H187ZM190 122H191V121H190ZM192 122H194V121L192 120ZM207 122H208V121H207ZM210 122H211V121H210ZM213 122H215V121H213ZM216 122H217V121H216ZM216 122H215V123H216ZM8 123H9V122H8ZM134 123H136V122H134ZM134 123H133V124L131 123V125H134ZM143 123H144V122H143ZM143 123H142V124L140 123V125L143 126ZM162 123H163V121H162ZM162 123H161V124L158 123V125L160 124V127L164 125V127H165L166 122H165L163 125H162ZM199 123L202 124L203 122L200 121ZM204 123H205V126H206V121H205ZM215 123H214V124H215ZM233 123H234V122H233ZM235 123H236V122H235ZM237 123H238V122H237ZM239 123H240V122H239ZM239 123H238V125H240ZM246 123H247V122H246ZM5 124H6V123H5ZM155 124H157V123H155ZM176 124H177V123H176ZM192 124H193V123H192ZM192 124H189V125H190V128H191ZM197 124H198V123H197ZM197 124H196V125H197ZM207 124H208V123H207ZM212 124H213V123H212ZM260 124H261V123H260ZM260 124H259V125H260ZM263 124H264V123H263ZM115 125H116V124H115ZM118 125H117V127H118ZM129 125H130V124H129ZM137 125H138V124H137ZM168 125H169V124L167 123L166 126H168ZM231 125H232V124H231ZM108 126H109V125H108ZM135 126H136V124H135ZM138 126H139V125H138ZM152 126H153V125H152ZM176 126H177V125H176ZM194 126H195V125H194ZM198 126H199V125H198ZM205 126L203 125V127H205ZM214 126H215V125H214ZM216 126H218V125H216ZM219 126H220V125H219ZM242 126H243V124H242ZM246 126H247V125H244V128H245ZM253 126H252V128H253ZM260 126L263 127L264 125H260ZM1 127H2V126H1ZM158 127H159V126H158ZM169 127H170V126H169ZM169 127H168V128H169ZM172 127H175V125H172L170 128H172ZM184 127H185V125H184ZM187 127H188V125H187ZM196 127H197V126H196ZM196 127H195V128H196ZM209 127H210V125H209ZM212 127H213V125H212ZM236 127H237V126H236ZM238 127H239V126H238ZM262 127H261L260 131H258V132H261ZM118 128H119V127H118ZM136 128H137V127H136ZM140 128H141V127H140ZM140 128H137V130L139 131ZM153 128H154V126H153ZM161 128H162V127H161ZM178 128H179V130H182V129H180L179 126L177 127V129H178ZM193 128H194V127L192 126V129H193ZM205 128H207V127H205ZM242 128H243V127H242ZM244 128H243V131H246V128H245V130H244ZM258 128H259V127H258ZM106 129H107V128H106ZM133 129H134V128H133ZM156 129H157V128H156ZM159 129H160V128H159ZM166 129H167V128H166ZM166 129H163V130L165 131ZM175 129H176V128H175ZM186 129H187V128H186ZM186 129H185V130H186ZM188 129H189V128H188ZM188 129H187V130H188ZM238 129H240V127H239ZM238 129H237V130H238ZM109 130H110V129H109ZM112 130H113V129H112ZM115 130H116V131H115ZM118 130H119V129H118ZM127 130L130 131V129H127ZM141 130H142V129H141ZM152 130H153L152 127H151L150 130L147 129V131H151V133H153ZM163 130H162V131H163ZM172 130H173V129H172ZM172 130H170V131H169V129L166 130V131H168L167 134H169V139H168V138H165V139L171 140V139H170V136H171V135H173L174 137H177L178 134H176V136H175V135H174L175 132H174V134H171V133H170V132H172ZM179 130H178V132H179ZM183 130H184V129H183ZM183 130H182V132L185 131V130H184V131H183ZM193 130H194V129H193ZM195 130L197 131L198 129H195ZM204 130H206V129H204ZM213 130H214V129H213ZM248 130H249V129H248ZM252 130H253L254 132H257V130H259V129H257V130L252 129ZM114 131L117 132V128H115ZM155 131H156V130H155ZM162 131L160 130V132H162ZM164 131H163V132H164ZM175 131H176V130H175ZM189 131H191V129H190ZM198 131H199V130H198ZM206 131H207V130H206ZM214 131H215V130H214ZM253 131H252V132H253ZM262 131L264 132V130H262ZM112 132H113V131H112ZM139 132H140V131H139ZM139 132H138V133H139ZM180 132H181V131H180ZM186 132H188V131H186ZM193 132H194V131H193ZM246 132H247V131H246ZM250 132H251V129H250V131L248 132V134H250V136H248V137H251V140H252V139H253L252 136H251V133H252V132H251V133H250ZM258 132H257V134H255V133H254V134H255V135H258ZM138 133H136V131H135V134H134V132H133L134 136H135V135H139ZM145 133L148 134L147 132H145ZM164 133H165V132H164ZM191 133H192V132H191ZM202 133H203V132H202ZM1 134H2V132H1ZM108 134H109V132H108ZM114 134H115V133H114ZM130 134H131V132H130ZM133 134H132V135H133ZM149 134H150V133H149ZM157 134H159V133H157ZM167 134L165 133V137H166ZM242 134H243V133H242ZM242 134H240V135H242ZM259 134H260V133H259ZM111 135H113V134H111ZM117 135H118V134H117ZM117 135H116V137H117ZM132 135H131V137H132ZM163 135H164V134H163ZM163 135H162V136H163ZM179 135H180V136H179ZM179 135H178V138L180 137V139H182L183 134L181 133V134H179ZM191 135H192V134H191ZM197 135H198V133H197ZM197 135H196V136H197ZM240 135H239V136H240ZM244 135H245V134H244ZM246 135H247V134H246ZM246 135H245V136H246ZM252 135H253V134H252ZM118 136H119V135H118ZM134 136H133V137H134ZM145 136H146V135H145ZM148 136H150V135H148ZM151 136H152V135H151ZM159 136L162 137L161 135H159ZM186 136H190V135H189V132L187 133ZM186 136H185V137H186ZM198 136H199V135H198ZM203 136H204V135H203ZM239 136H238V137H239ZM245 136H244V142H246L245 139H247ZM253 136H254V135H253ZM0 137H1V136H0ZM7 137H8V136H7ZM107 137H108V135H107ZM116 137H114V139H115ZM201 137H202V136H201ZM263 137H264V136H263ZM1 138H2V137H1ZM109 138H110V137H109ZM136 138H137V137H136ZM136 138H135V139H136ZM141 138L143 139L144 137H141ZM149 138H150V137H148L147 139H149ZM195 138H197V137H195ZM195 138H194V141H196ZM204 138H206V137L204 136ZM242 138H243V137L240 136V140H242ZM260 138H261V136H260ZM111 139H112V138H110V140H111ZM117 139H118V138H117ZM122 139H120V140H122ZM142 139H141V140H142ZM151 139H153V138H151ZM156 139H158V138H156ZM172 139H173V138H172ZM175 139H176L177 141H179L177 138H175ZM192 139H193V138H192ZM199 139H200V138H199ZM235 139H237V138H235ZM254 139H255V138H254ZM258 139H259V137H257L256 140H258ZM2 140H3V139H2ZM112 140H113V139H112ZM112 140H111V141H112ZM133 140H134V138H133ZM137 140H138V139H137ZM143 140L147 141L146 139H143ZM143 140H142V142H143ZM183 140H184V139H183ZM183 140H182V141H183ZM190 140H191V139H190ZM206 140H209V139L206 138ZM210 140H211V139H210ZM210 140H209V141H210ZM256 140H255V143L258 142V141H256ZM260 140H261V139H260ZM260 140H259V142H260ZM0 141H1V140H0ZM149 141H150V140H149ZM177 141H176V143H175V141H172V143H175V145L172 144L173 147L175 146V147L177 148V149H176V148L174 147L175 150H178L177 153H175V151H174L173 148H172V151H174V153H175V154L173 153V154L175 155L174 157L176 158V160H175V159H172V160H175V161L178 162V163L176 162V163H174V164H176V165L179 164V165H180L181 157L183 158V155L181 154L182 152L180 151V149H182L183 147H182V148L179 147V146H182V145H178V142H177ZM187 141H188V139H187ZM187 141H185V143H187ZM194 141H192V142H194ZM199 141H200V140H199ZM232 141H233V142H232ZM261 141H262V140H261ZM114 142H115V141H114ZM142 142L140 141V143H141L140 145H141L142 147H141L140 145H138L139 147H141L140 150H139V153L141 152L142 148L146 151V149H145L144 147L147 146V144H146L147 142H143V143H142ZM150 142H151V141H150ZM159 142H160V141H159ZM166 142H167V141H166ZM166 142H165V143H166ZM169 142H170V141H169ZM180 142H181V140H180ZM189 142H190V141H189ZM204 142H205V141H204ZM218 142H217V143H218ZM259 142H258V143H259ZM6 143H7V142H6ZM112 143H113V142H112ZM121 143H122V141H121ZM185 143H184L183 145H185ZM201 143H202V142H201ZM251 143H252V141H251ZM258 143H257V144H258ZM260 143L263 144V142H260ZM260 143H259V144H260ZM118 144H119V143H118ZM137 144H138V143H137ZM142 144H146V145L143 147ZM150 144H151V143H150ZM162 144H163V142H162ZM169 144H170V143H169ZM181 144H182V143H181ZM195 144H196V142H195ZM198 144H199V143H198ZM208 144H209V143H208ZM113 145H114V143H113ZM119 145H120V144H119ZM131 145H132V144H131ZM166 145H167V144H166ZM166 145H165V147H167ZM186 145H188V144H186ZM189 145H190V143H189ZM191 145H192V144H191ZM196 145H197V144H196ZM200 145H201L200 147H202V144H200ZM203 145H204V144H203ZM212 145H213V144H212ZM218 145H217V146H218ZM263 145H264V144H263ZM263 145H262V146H263ZM120 146H121V145H120ZM135 146H136V144H135ZM148 146H149V143H148ZM148 146H147V147H148ZM158 146H159V145H158ZM197 146H199V145H197ZM204 146H205V145H204ZM206 146H207V145H206ZM206 146H205V149H206ZM210 146H211V145H210ZM250 146H251V145H250ZM254 146H257V145H253V147H254ZM258 146H261V145H258ZM150 147L152 148L151 145L149 146V148H150ZM185 147H189V146H185ZM191 147H192V146H191ZM200 147H199V150H200ZM207 147H208V146H207ZM263 147H264V146H263ZM263 147H262V148H263ZM133 148H134V147H133ZM137 148H138V147H137ZM151 148H150V149H151ZM192 148L194 149V145H193ZM192 148H191V151H192ZM197 148H198V147H197ZM237 148H236V151L239 150V149H242V148H239V149H237ZM257 148L259 149V147H257ZM257 148H256V149H257ZM130 149H131V148H130ZM134 149H135V148H134ZM147 149H148V148H147ZM158 149H160V148H158ZM158 149H156V151H154V152H156L157 154H161V153H162V150H163L162 147H161L160 150H158ZM185 149H186V148H185ZM207 149H208V148H207ZM207 149H206V151H207ZM246 149H247V148H246ZM167 150H169V149H167ZM196 150H197V149H196ZM202 150H203V149H202ZM208 150H209V149H208ZM211 150H212V149H211ZM244 150H245V149H244ZM263 150H264V149H262V151H263ZM145 151H142V152H145ZM147 151L149 152V150H147ZM157 151H158V152H157ZM182 151H184V149H182ZM186 151H187V149H186ZM186 151L183 152V153L185 154ZM197 151H198V150H197ZM236 151H235V153H236ZM239 151H240V150H239ZM255 151H256V150H255ZM262 151H261V152H262ZM120 152H121V151H120ZM134 152H135V151H134ZM168 152H169V151H168ZM188 152H189V151H188ZM195 152H196V151H195ZM198 152H199V151H198ZM200 152H201V151H200ZM242 152H243V151H240V153H242ZM6 153H7V151H6ZM137 153H138V152H137ZM189 153H190V152H189ZM207 153H209V152L207 151ZM207 153H206V154H207ZM247 153H248V152H247ZM259 153H260V152H259ZM129 154H131V153H129ZM135 154H136V153H135ZM135 154H134V155H135ZM146 154H148V153L145 152L144 155L146 156ZM150 154H151V153H150ZM164 154H165V153H164ZM186 154H187V153H186ZM191 154H192V152H191ZM191 154H189V155L191 156ZM198 154H199V153H198ZM200 154H201V153H200ZM215 154H216V153H215ZM215 154H214V155H215ZM243 154H244V153H243ZM255 154H256V152H255ZM5 155H6V154H5ZM8 155H9V154H8ZM138 155H139V154H138ZM144 155H143V153H142V155H140V156H141L140 158H142V156H144ZM148 155H149V154H148ZM162 155H163V153H162ZM167 155H168V153H167ZM181 155H182V156H181ZM189 155H188V156H189ZM193 155H194V154H193ZM202 155H204V154H201L200 156H202ZM237 155H239V153H238ZM251 155H252V154H251ZM251 155H250V156H251ZM258 155H261V154H258ZM145 156H144L143 158H145ZM154 156H155V154H154ZM157 156H160V155H157ZM169 156H171V155H169ZM185 156H186V155H184V157H185ZM188 156H186V157H188ZM232 156H234V157H233V160H232ZM263 156H264V154H263ZM171 157H172V156H171ZM192 157H193V156H192ZM194 157H195V156H194ZM203 157H204V156H203ZM206 157H208V155H207ZM236 157H237V156H236ZM239 157H242V156H239ZM244 157H245V156H244ZM251 157H252V156H251ZM132 158H133V156H132ZM138 158H139V156H138ZM140 158H139V159H140ZM148 158H149V157H148ZM188 158H189V157H188ZM200 158H201V157H200ZM218 158H217V159H218ZM237 158H238V157H237ZM237 158H236V159H237ZM242 158H243V157H242ZM247 158H248V157H247ZM260 158H262V157H260ZM120 159H121V158H120ZM155 159H156V158H155ZM160 159H161V158H160ZM165 159H167V158H165ZM194 159L196 160V157H195ZM238 159H240V158H238ZM257 159H259V158H257ZM141 160H142V159H141ZM141 160H138V161H141ZM147 160L150 161V159H146L145 161H147ZM151 160H152V159H151ZM161 160H162V159H161ZM161 160H160V161H161ZM172 160H171V162H172ZM183 160H184V159H183ZM204 160H205V159H204ZM250 160H251V159H250ZM259 160H260V159H259ZM133 161H134V160H133ZM149 161L146 162V163L149 164ZM189 161H190V160H189ZM192 161H194V160H192ZM256 161H258V160H256ZM260 161H261V160H260ZM263 161H264V160H263ZM142 162H144V160H143ZM157 162H158V161H157ZM194 162H195V161H194ZM200 162H201V160H200ZM238 162H239V161H238ZM242 162H243V160H242ZM258 162H259V161H258ZM0 163L2 164V166L5 165V164L2 163V161H0ZM5 163H6V162H5ZM132 163H133V162H132ZM138 163H139V162H138ZM146 163H145V164H146ZM150 163H151V161H150ZM181 163H182V162H181ZM186 163H187V161H186ZM197 163H198V161H197ZM201 163H202V162H201ZM217 163H218V162H217ZM239 163H240V162H239ZM254 163H255V162H254ZM136 164H137V163H136ZM140 164H141V163L137 164L136 166H138V165H140ZM159 164H160V163H159ZM165 164H166V162H165ZM174 164L172 163V165H174ZM188 164H189V163H188ZM193 164H194V163H192L191 166H193ZM199 164H200V163H199ZM199 164H198V165H199ZM209 164H210V163H209ZM237 164H238V163H237ZM130 165H131V164H130ZM133 165H134V164H133ZM143 165H144V164H143ZM143 165H141V166H143ZM169 165H170V163H169ZM179 165H178V166H179ZM201 165H202V164H201ZM201 165H200V166H201ZM204 165H205V164H204ZM207 165H208V164H207ZM235 165H236V164H235ZM239 165H240V164H239ZM247 165H248V164H247ZM256 165H257V164H256ZM256 165H255V166H256ZM262 165H263V164H262ZM262 165H261L260 167H262ZM141 166H140V167H141ZM170 166H171V165H170ZM174 166H175V165H174ZM174 166H172V168H173ZM188 166H190V165H188ZM217 166L219 167V165H217ZM0 167H1V166H0ZM145 167H146V165H145ZM148 167L150 168L151 166L149 165ZM148 167H146V168H148ZM168 167H169V166H168ZM205 167H207V166H205ZM208 167H210V166L208 165ZM250 167H251V166H250ZM129 168H130V167H129ZM136 168H137V167H136ZM146 168H145V169H146ZM164 168H165V167H164ZM172 168H170V170H171ZM183 168H184V167H183ZM194 168H195V167H194ZM197 168H198V167H197ZM199 168H200V167H199ZM203 168H204V167H202V169H203ZM229 168H230V167H229ZM235 168H236V167H235ZM239 168H240V167H239ZM258 168H259V166H258ZM125 169L128 171V168H125ZM125 169H124V170H125ZM131 169H132V168H131ZM138 169H140V170H138ZM138 169H137L138 171H141V168H138ZM174 169L176 170V167H174ZM178 169H179V168H178ZM178 169H177V170H178ZM218 169H219V168H218ZM230 169H231V168H230ZM0 170H1V168H0ZM2 170H3V169H2ZM122 170H123V169H122ZM126 170H125L124 172H126ZM129 170H130V169H129ZM137 170H135V171H137ZM142 170H144V169H142ZM147 170H148V169H147ZM147 170H146L145 172H148ZM149 170H151V169H149ZM152 170H153V169H152ZM185 170H187V169L185 168ZM195 170H196V168H195ZM195 170H194V171H195ZM232 170H234V169H232ZM258 170H259V169H258ZM178 171H179V170H178ZM205 171H206V170H205ZM255 171H256V170H255ZM1 172H3V171H0V173H1ZM124 172H123V173H124ZM128 172H129V171H128ZM141 172H142V171H141ZM149 172H150V171H149ZM154 172H155V171H154ZM162 172H163V171H162ZM165 172H166V171H165ZM167 172H168V171H167ZM169 172H170V171H169ZM169 172H168V173H169ZM171 172H172V171H171ZM171 172H170V173H171ZM195 172H196V171H195ZM195 172H194V173H195ZM208 172H209V171H208ZM208 172H207V173H208ZM230 172H231V171H230ZM230 172H228V174H229ZM259 172H260V171H259ZM5 173H6V171H5ZM7 173H8V172H7ZM138 173H139V172H138ZM152 173H153V172H152ZM152 173L150 172L149 174L152 175ZM155 173H156V172H155ZM174 173H176V172H174ZM183 173H184V172H183ZM185 173H186V171H185ZM189 173H191V172H189ZM207 173H206V174H207ZM251 173H252V172H251ZM255 173H256V172H255ZM263 173H264V172H263ZM127 174H128V173H127ZM139 174H140V173H139ZM146 174H147V173H146ZM206 174H205V175H206ZM208 174H209V173H208ZM215 174H216V173H215ZM228 174H227V176H228ZM248 174H249V173H248ZM253 174H254V173H253ZM256 174H257V173H256ZM5 175H6V174H5ZM5 175H4V176H5ZM124 175L126 176L125 173H124ZM147 175H148V174H147ZM147 175H146V177H147ZM173 175H174V174H173ZM173 175H172V177H174ZM179 175H180V174H179ZM179 175H175V179H176V176L178 177ZM205 175H204V176H205ZM224 175H226V174H224ZM0 176H1V175H0ZM7 176H8V175H7ZM153 176H154V173H153ZM153 176H152V177H153ZM170 176H171V175H170ZM170 176H168V179H169ZM183 176H184V175H183ZM189 176H191V175H189ZM193 176H194V175H193ZM250 176H251V175H250ZM254 176H255V175H254ZM2 177H3V176H2ZM150 177H151V176H150ZM166 177H167V176H166ZM172 177H171V178H172ZM199 177H200V175H199ZM222 177H223V176H222ZM228 177H229V176H228ZM228 177H226V178H228ZM0 178H1V177H0ZM4 178H5V177H4ZM194 178H195V177H194ZM194 178H193V179H194ZM202 178H203V177H202ZM205 178H206V176H205ZM123 179H124V178H123ZM126 179H127V177H126ZM150 179L152 180V178H150ZM154 179L156 180L155 177H154ZM161 179H162V178H161ZM175 179H174L173 182H175L176 180H178V179H176V180H175ZM203 179H204V178H203ZM218 179H219V178H218ZM224 179H225V178H224ZM224 179H222V178L219 179V182H218V185H217V186H218V194H220V193H222V192L224 191V190L222 191V188L224 189V184H225V181L227 180V179H225V180H224ZM252 179H253V178H252ZM2 180H3V178H1L0 181H2ZM6 180H7V179H6ZM169 180H171V179H169ZM191 180H192V179H191ZM196 180H198V179H196ZM201 180H202V179H201ZM125 181H126V180H125ZM125 181H123V182H125ZM153 181H154V180H153ZM179 181L181 182V180H179ZM182 181H183V180H182ZM184 181H185V180H184ZM198 181H200V179H199ZM3 182H4V180H3ZM151 182H152V181H151ZM167 182H168V181H167ZM169 182H170V183H173V182H171V181H169ZM194 182H195V181H194ZM204 182H207V181H205V179H204ZM227 182L229 183V180H228ZM227 182H226V183H227ZM1 183H2V182H1ZM127 183H128V181H127ZM127 183H125V185H126ZM175 183H178V181H176ZM175 183H174V184H175ZM182 183H184V182H182ZM200 183H202V182H200ZM228 183H227V184H228ZM154 184H155V182H154ZM154 184H152V186H153ZM184 184H187V183L185 182ZM206 184H207V183H205V185H206ZM3 185H4V184H3ZM3 185H2V190H1V192H4V189H5V188H3V187H4ZM127 185H128V184H127ZM166 185H167V184H166ZM172 185H173V184H172ZM172 185H171V186H172ZM182 185H183V184H182ZM225 185H226V184H225ZM154 186H155V185H154ZM169 186H170V184H169ZM174 186H175V185H174ZM176 186L178 187V184H177ZM179 186H180V185H179ZM184 186H186V185H183V189H184ZM199 186H201V185H199ZM125 187H126V186H125ZM158 187H159V186H158ZM180 187H181V186H180ZM196 187H197V186H196ZM0 188H1V187H0ZM181 188H182V187H181ZM197 188H198V187H197ZM201 188H202V187H201ZM226 188H227V187H225V189H226ZM167 189H168V188H167ZM183 189H182V190H183ZM185 189H186V188H185ZM125 190H127V189H125ZM151 190H152V189H151ZM153 190H154V189H153ZM178 190H179V189H178ZM178 190H177V192H178ZM201 190H202V189H201ZM216 190H217V188H216ZM226 190H227V189H226ZM221 191H222V192H221ZM123 192H125V194H126V193L128 194V192H126V191H123ZM205 192H206V191H205ZM224 192H226V191H224ZM224 192H223V194H224ZM4 193H5V192H4ZM7 193H8V192H7ZM9 194H10V196L12 197L11 193H9ZM9 194H8L7 197H10ZM125 194H124V195H125ZM152 194H153V193H152ZM152 194L149 193L148 196H150V195H152ZM3 195H4V194H2L0 198H2ZM220 195H222V194H220ZM220 195H219V196H220ZM225 195H226V194H225ZM4 196H5V195H4ZM127 196H128V195H127ZM214 196H215V195H214ZM219 196H218V197H219ZM5 197H6V196H5ZM7 197H6V198H7ZM124 197H125V196H124ZM200 197H201V196H200ZM218 197H217V198H218ZM225 197H226V196H225ZM6 198H4V199H5V200H4V204H6L5 202H7V200L10 199V198H7V200H6ZM187 198H188V197H187ZM192 198H193V197H192ZM215 198H216V196H215ZM222 198H223V196H222ZM127 199H128V198H127ZM219 199H221V197H220ZM219 199H218V201H219ZM125 200H126V197H125ZM125 200H124V203H125ZM199 200H200V199H199ZM223 200H224V198H223ZM223 200H222V202H223ZM2 201H3V198H2ZM2 201H1V202H2ZM220 203H221V201H220ZM125 204H126V203H125ZM201 204H202V203H201ZM8 205H9V203H8ZM126 205H127V204H126ZM220 205H221V204H219V206H220ZM0 206H2V203L0 204ZM5 206H7V205H5ZM8 207H9V206H8ZM8 207H6V208H8ZM4 208H5V207H4ZM6 208H5V209H6ZM200 208H202V207H200ZM203 208H204V207H203ZM207 208H208V207H207ZM209 208H210V207H209ZM219 208H221V206H220ZM2 209H3V208H2ZM214 209H215V208H214ZM3 210H4V209H3ZM3 210L1 211V209H0V264H24L25 257H24L22 254H20L21 252L19 253V248H20V251H21V246H18V243L16 242V240H14V237L11 235V234L14 233V232H13L14 226H11V227H13V229H12V232H13V233L10 232L11 229L9 230V222L11 221V220L9 221V213H7V212L5 213V211H3ZM6 210H7V209H6ZM201 210H202V209H201ZM217 211L219 212V210H217ZM212 212H213V211H212ZM197 213H198V212H197ZM197 213H196V214H197ZM192 214H193V213H192ZM215 214H216V213H215ZM213 217H214V216H213ZM205 218H206V217H205ZM10 219H12V218L10 217ZM209 219H210V218H209ZM215 219H216V218H215ZM12 220H13V219H12ZM217 220H219V218H218ZM210 221H211V220H210ZM12 222H13V221H12ZM10 223H11V222H10ZM215 223H216V222H215ZM215 223H214V224H215ZM11 225H13V224H11ZM196 225H197V224H196ZM215 225H216V224H215ZM213 226H214V225H213ZM210 227H211V224H210ZM16 232H17V231L15 230V234H14V235L17 234ZM17 237H18V236H17ZM17 237L15 236V238H17ZM19 238H20V236H19ZM19 238H18V239H19ZM18 239H17V240H18ZM19 240H20V239H19ZM19 245H20V242H19Z\"/></svg>", "mask_w": 264, "mask_h": 264}]
</instances>
